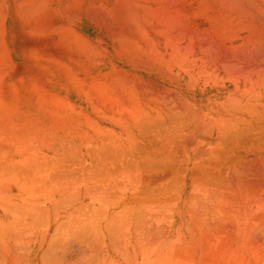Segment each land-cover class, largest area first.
<instances>
[{
    "label": "crops",
    "instance_id": "0c3cea01",
    "mask_svg": "<svg viewBox=\"0 0 264 264\" xmlns=\"http://www.w3.org/2000/svg\"><path fill=\"white\" fill-rule=\"evenodd\" d=\"M33 1L34 0H28V1L27 0H0V77H1L0 78V87H2V88H0V101H3L5 103H7V108L10 109L11 106L12 107L14 106V109L15 110L21 111V113L23 112L22 114L25 113V115H28V114L29 115H32L31 112H35V111L41 109L43 112L46 110L44 112L46 115L63 116V117L73 116L74 117L73 118V124L71 125L72 128H73V140H72L73 143H72V146L75 149H78L79 152L81 151L80 152L81 154L78 152L80 155L78 154L76 156L78 157V159L81 158L82 163L84 162L83 165H82V167H80L81 169H79L77 167L79 165H81L80 164L81 162L78 163L77 162L78 159L75 158L77 160L74 163V165L76 164L74 166V168H77L78 169V172L77 173H79V171H81V172L84 171V168H86V165L90 167V164H94L95 166L94 165L93 166L91 165V168L88 167V169H91V170L93 169L92 172L93 171L95 172V168H92V167H96V162H97L99 164V166L97 164L98 169L99 168L100 169L97 170V172H95V173H92L91 170H90L89 172H87V171L82 172V175L79 174L81 176L80 177L81 180L84 181V182H82L81 180L78 181L76 179V181L79 182V186H76L78 184V182L76 184V181L75 182L73 181L74 178L72 180H66L64 182V186H65V184L66 185L67 184H71L72 185L71 188H67V190H66V188L64 189V190L67 191L66 193H69L70 192L71 194H73L74 192L72 193L71 190L76 191L75 193H78V190L80 189V191H79V194L80 195L78 194V197L79 198L77 197V194L76 195L74 194L79 200H77V198H75V196H74V198L76 200L73 199L74 202H72L71 200H72L73 196L71 194H69L68 196H72V198L68 197L66 195V193L64 195L60 196L61 197L60 200L65 195L70 200H66V199H68L66 197H65L66 198L65 200L63 199L64 200V203L66 201H68V204L65 203L64 205L61 206V208L58 210V213H57L58 214V216H57L58 218L57 219L55 218V220H54V217H53V218L47 219L48 221L47 220H45V222L44 221H41V222H39L40 224H38L37 222L35 223L31 219H30L31 221L28 219L27 222L28 223L29 222L30 223L32 222L31 225L33 227L30 226L28 228V226L30 225V223H29V225H27L28 223L25 222V224L27 223L26 224L27 226H25L26 228H24L22 222H20L21 225L20 224L18 225V223H17L18 221L15 222V220L18 219V215H15V213H11V212H8L7 213L5 210L0 209V232H1L0 233V240L2 239L1 240L2 242L0 241V251H1V253H0V255H1L0 256V264H10V263L11 264H42V263L43 264H48L50 261H51V264L52 263L53 264H55V263L56 264H58V263L59 264H65V263L67 264V261L69 259H71V258L72 259L69 261V264H71V261H72V264H76V263L77 264H82V262H83V264H91V263L95 264V262H97V261H95L96 259L100 261V262L98 261L100 264H107V263H109V264L110 263L111 264H114V263L115 264H145V263L146 264H168L170 262H171V264H176V262H177V264H258L257 263L258 260H264V219H263L264 218V212H263L264 211V209H263L264 208V206H263L264 205V202H263L264 201V196H262V195H264L263 194L264 193V178H263L264 177V170H262V169H264V164L262 163L263 160H264V157H263L264 156V151L263 152L261 151L264 148L263 145H260L261 148L260 147H257L258 148L257 149L255 147H253L254 146L253 143H255V142H253V143L248 142L249 148H248V146H246V144H247L246 143L245 145L242 144V147L243 148H241L240 145H238L240 147H237V148L236 147L235 148H229L230 150H232L230 152H227L226 151L227 146L226 147H223V149H225V152H224V150H223V152L224 153H227V154H225V156H226L225 157L224 156V153H223V155L221 157V154L222 153H219L218 152V156L220 155V157H221L220 160L222 158L224 159V161L222 159V161H223V162L221 161L222 163H218V167L217 166H213V164L214 165H217V163H215L216 161L217 162L220 161L218 156H217L218 158L216 157L217 159L215 158L213 161L211 160V162H209L210 159H209V161H207L208 160L207 157L210 158V156H209V146H207V145H204L206 147H204L203 145H202L203 147L201 146V148H200L201 151H199V152H202L203 151L202 150L203 148L205 150V148L208 147V154L206 153L207 151L206 152L203 151L204 152L203 153L204 155L201 154L200 156H199V154H197L199 152H197V153H195V155H193V152H195V151H197L199 149H197L195 151H190V149H188V148L185 149V154H186V156H185V163L188 164L186 166V172H185V179L187 181L186 186L180 187V188L178 187L176 189H175V187L168 188V186H165V187L163 186L164 189H162L163 187H160L161 190H163V191H161L160 188L158 187L160 193L162 194V192H163V195L162 196L164 198L161 195H158L159 192L157 191L158 188H156V187H153V188L151 187L152 189H149V187L143 188L142 190L139 191V194H140L139 195L138 194V191H134L135 193H133V191L132 190L130 191V189H128V186H127L129 179H140L139 177H141V179H163V177L164 178H166V176L169 177V173H171V171H170L171 168H170L169 165L171 163H173V162H169L168 161V163H167L166 161L170 159V157H169V159L167 157V156H169V154L171 155V158L175 155L173 157V160L170 159L171 161H174V159L176 158V146H171L170 144L167 145V144L163 143V145L167 147V149L165 150L166 147L163 148L164 146L161 144L162 142H160V140H158V139H155V137H154L155 135L154 136H151V133L156 134L154 132H157L156 138L158 137V135L160 133V128H159L160 126L157 125V124H155V121L156 120H154V119L156 118V116H159L162 111L169 110V108H167L168 104L166 105L165 102H168V101L171 100V98H172L171 96L173 94L171 92V90L172 91H176V87H175L176 81H175V77L173 76L172 73H174V70L177 67H183V68H191L192 67L195 71L201 72L200 73V76H198V77H199V79H201L200 82H202V83L203 82H206L210 77H213V78H216V79L220 80V83H226L227 82V84H233L234 85V84H237V83H241L242 81H245V79H247L249 76H240V75H238L239 72L236 71V69H234L232 66H235L237 69H240V68L243 67L244 69L247 68L248 70L252 66H254V68H251V70L252 69L253 70H257L259 68L258 66H263L264 62H261V63H258V64L254 62V60L258 56L257 53H256L258 51L254 52V54H253V52H251L253 54V56L251 57L250 55H247V50L253 44L255 45V48H258V47L260 48V47H262L261 45L264 44L263 43L264 42V36L259 37V35H261V33L264 35V27H263V25H264V21H263L264 19L263 18L264 17L262 18V16L264 15V13H263L264 10L261 9V8H264V0H259L258 1V4H259L260 1L263 2V4H259V5H256V0L255 1L253 0L255 3L253 1H251V0H249V1L248 0H239L240 2L239 1H235V0H233V1H231V0L230 1L229 0L228 1L227 0H225V1L224 0H220V1L219 0H208V2L206 0H193V1L192 0H184V1L183 0H181V1L180 0H178V1L177 0H165V1L164 0L163 1H160V0H152V1L151 0H127V1L126 0H68V1L67 0H64V1L63 0L62 1L61 0H45V2H44V0H39V1L38 0H35L34 2ZM60 1H61V3H59ZM116 1H117V3H116ZM129 1H131V3ZM133 1L136 2L137 4L139 3V5L141 4L140 7L137 4L136 5L133 4L132 3ZM169 1H171V2H169ZM179 1H180V3H179ZM241 1L242 2H245V4L243 3L244 6L247 5L249 7H253L255 5L254 6V9H247L248 10L247 11L248 13L245 12V14H243L242 12H244L246 10V8H248V7L246 6V8H245L244 6H242L243 4H242ZM246 1L252 2V3H250L251 5H248L249 3L246 4ZM101 2H102V5H101ZM229 2L231 4H229ZM236 2H239L240 4L239 3H236ZM113 3H115V4H113ZM121 3H122V5H121ZM124 3H126V6L127 7L128 6H131V7H133V6L135 7L136 6L135 9H137L139 7L138 10L139 9H143L144 6H146L147 10L149 9L148 11H150L148 13L149 15H147V11H145V12H139V14H138V11H136L138 15L136 14L135 15L136 17L133 16V17H135V19L133 17L132 18L134 20H136V19H139V17H142L143 20H142V18H140L142 21L141 20L140 21L136 20L138 22V24L137 25L136 24H133V25L130 24L131 25L130 26L129 23H130V21L132 19L129 20V17L130 16L128 18H127V16L129 15L128 14V10H130L131 8L129 7L128 10L127 9H123V8H127V7L124 6ZM232 3H233V5H232ZM24 4L26 5V7H25ZM38 4H41V5L37 6ZM142 4H145L143 6V8L141 7ZM164 4H165V6H163V7H167L169 10L167 8L164 9L163 7H161V5H164ZM234 4H239L241 6L239 8L241 9L242 7H244L245 10L244 11H239L238 6H236ZM117 6H119V7H117ZM112 7H116V8L113 9ZM134 7L132 8L133 10H135ZM153 7H155V9H153ZM97 8H98V10H97ZM176 8H178L179 10L176 9ZM90 9H92V11H94V12H92ZM104 9H105V11L103 12L102 10H104ZM117 9H119L120 11L119 10L117 11ZM166 9L168 10V12L166 11ZM27 10H29L28 11L29 13L27 12ZM96 10L97 11H100L101 13L100 12L96 13ZM126 10H127V14L128 15L125 14L126 16H122V15H124L122 13L125 12ZM143 10H146V9H143ZM174 10H176V13L177 14H174L175 13ZM232 10H234V11H232ZM251 10H255L254 12L252 11L253 14L250 12ZM258 10H260V11L258 12ZM30 11H32V12H30ZM51 11H53V12H51ZM106 11H107V13H106V15H104ZM121 11H123V12H121ZM131 11H130V13H131ZM154 11H155L156 14H154ZM178 11L180 12V14H181V12L182 13H185V14H183V16L182 15H179V12ZM108 12H109V15H108ZM110 12L113 15L110 14ZM136 12H134V14ZM158 12H159V14H158ZM161 12H162V15L160 16V13ZM169 12H171L172 14L169 13ZM202 12H204V13H202ZM257 12L258 13H261V14H255L254 15V13H257ZM99 13H100V15L101 14L104 15V16L103 15L100 16L101 17L100 18V22L98 20L99 18L97 19V17L99 16ZM118 13H121V14L119 15ZM165 13H166V15H165ZM240 13H241V15H240ZM249 13H251L253 15L252 16L253 18L251 17L253 19L252 22L250 21L251 18H250ZM114 14L115 15L118 14V17L119 18L117 20L119 22H121V25L119 24V22L116 21V17L114 19H115V22H117V23L115 24V22L113 21V18L112 17H114ZM134 14H132V15H134ZM96 15H98V16L95 17ZM172 15H175V16L177 15V19L179 18L177 20L178 22L177 21L175 22V20L174 21H171V20L176 19V18H172L170 20V17L169 16H172ZM210 15H212L213 17H211ZM248 15H249V17H248ZM256 15H258V16L255 17ZM259 15L260 16L262 15L261 16L262 19L260 18V20H262L261 21L262 23L261 22H257V21H259V19H258L260 17ZM137 16H138V18H137ZM28 17L29 18L31 17V18L29 19ZM107 17H108V19H107ZM124 17H126L129 20V22ZM168 17H169V19H168ZM181 17H183L181 19L183 21L180 20ZM103 18L106 19V21L107 20L108 21L106 22V21L103 20L104 21L103 22L102 21ZM122 18L126 21L127 24H124L125 21ZM255 18H256V20H255ZM95 19H97V21L99 23ZM145 19L147 20V22H145ZM109 20H110V23H109ZM121 20H123L124 22H122ZM223 20L224 21L226 20V21L224 22ZM254 20H255V22H254ZM168 21H169V24L171 22L173 23V24L171 23L173 25V27H171L172 26L171 24L170 25L168 24ZM179 21L183 23L181 25V27L179 25L180 24ZM102 22L105 25H107L106 27H107V30L109 32L108 31H105L106 29H105V27H103L104 24H102ZM131 22H133V21H131ZM174 22L176 23L175 24V28H174ZM240 22H242V23H240ZM253 22H254L255 25L253 24ZM106 23H109V25L106 24ZM111 23H113V26H112L113 29H112V31H110V25H111ZM187 23L189 25H187ZM247 23H248L249 26H252V27H249L250 29L252 28L251 31H250V29L249 30L247 29L248 28ZM114 24L116 25V27H115ZM123 24H124V26H123ZM146 24H148V25H146ZM55 25H57V26H55ZM118 25H120L121 27H123L124 30L128 26H129L128 28L131 27L132 30H135V28L137 29L139 27V25H140V27L142 25L144 28L141 27L139 29L140 30L143 29L142 30L143 33H144V29H146V32H147V35L146 36L147 37H145V40L144 39H141V35L143 37L145 34L143 35L141 31H140V33H137V31L136 32L135 31H133V32L132 31L131 32L130 31H127L128 28L123 33V32H121V30L122 31H124V30L121 29V27H119ZM134 25H136V26L133 29ZM117 26L119 27L120 30H117L116 31V29L118 28ZM257 26L259 28H256ZM185 27H186V29H185ZM193 28H195L197 30H195V29L194 30H191ZM176 29L177 30L180 29V30L177 31ZM182 29L185 30V32L183 31L184 32L183 34L181 33L182 32ZM214 29H215L216 32H214ZM239 29L240 30L242 29V30L240 31ZM258 29L259 30L261 29V32L260 33L258 32L259 31ZM190 30L191 31H197V32H194L193 33V32H190ZM199 30H202L203 31V34H204V31L207 30L205 32H208L209 34L206 33V34H204V36L207 35V37H208V35H210V33H211L212 37L210 36V38H207L205 36L207 38V41H205L204 39H206V38L203 36L204 43H202L201 42L202 41V39H201L202 37L201 38L199 37L200 34H201V31L199 32ZM114 32H118V33H114ZM225 32H227V33H225ZM131 33H133V34L131 35ZM124 34H127L128 37H123ZM137 34H138V36H137ZM188 34H190V35L188 36ZM194 34L195 35L197 34L198 37H197V35L195 36ZM203 34H201V35H203ZM246 34H247V36H246ZM176 35H178V36L176 37ZM219 35H221L222 37L219 36ZM257 35H258V37H257ZM120 36H122V38H124V39H121ZM214 36L217 37V38H215ZM131 37H132L133 40H131ZM137 37H139L141 40L138 39ZM213 37H214V39H212ZM252 38H253V40L250 41L249 39H252ZM126 39L127 40L130 39L133 42H131L130 40H128L129 41L128 42V41H126ZM198 39H201V40H198ZM210 39H212L214 42L216 41L217 44H218V46H217L216 43H212V40H210ZM134 40L136 42H134ZM255 40H257V41H255ZM261 40H262V42H261ZM145 41H147V42L145 43ZM222 41H224V42H222ZM242 41H244V42H242ZM253 41H254V43H252ZM125 42H128V43H125ZM174 42H175V44H174ZM221 42L223 43L222 46H221ZM260 42L262 44H259ZM135 43H136V45L137 44L139 45V46L137 45L138 46L137 48L139 49V51L137 49H135V51L133 52L132 50H134V48L132 49V48H129V47H131L132 45L136 47ZM167 43H171V44H167ZM198 43H201L199 45L200 48L197 45ZM206 44H207V46H203V45H206ZM211 44H216L217 47L221 46L220 47V50H219V48H217L214 45L211 46ZM257 44L260 45V46H258ZM208 45H209V49H210L209 51L210 52L208 51V49L205 48V47L208 48ZM223 45L226 48H223ZM237 45H240V46L242 45V48H239L240 46L237 47ZM184 46H187L188 48H186ZM210 46L212 48H215L216 50H219L220 52L221 51L222 52L219 54V51H218V54L216 55V52L217 51L214 50V51H216L215 54L212 53L214 51H213V49H211ZM148 47H150V48H148ZM236 47L239 48V49H237V51H239V52L241 51V49H242V51L244 50V53H242V51H241L242 54L239 53V52H238L239 55L236 54L237 55L236 57H239V56H242V58L244 57L243 59L241 57L239 59L242 60V61H245V62H242L241 63V61H238V62H240V64H243V65H239V64L233 65L232 64V61L231 60L233 58L231 59V55H232L231 53H234V52L236 53ZM245 47H248V49H246ZM251 47H253V46H251ZM251 47H250V49H252ZM221 48L223 50H221ZM259 48H258V50H259ZM262 48H264V45H263ZM262 48H261V50H262ZM171 49H173V50H171ZM141 50H143L144 53ZM228 50H230V51H228ZM255 50H257V49H255ZM136 51H138L137 54H136ZM204 51H205L206 54L204 53ZM224 51H226V52H224ZM227 51H228V53L230 52V54H231L230 56L227 53ZM262 51H264V50H262ZM262 51L260 53H262ZM28 52L31 53V54H29V56L27 54ZM223 52L226 55L223 54L221 56V54ZM248 52L250 53L249 50H248ZM23 53H24L25 56H24V58H21V57H23V55H22ZM138 54H140V55L138 56ZM212 54L213 55H216L219 59L216 57L214 60H212V58H213L212 57L213 56ZM243 54H245L246 57ZM118 55H120V56H118ZM181 55H183V56L185 55V56L183 57ZM254 55H255L256 58L254 57ZM198 56L200 57V59L198 58ZM219 56L223 57L222 60L220 59L221 57H219ZM224 56H226V58ZM227 56H229V57H227ZM247 56L248 57L249 56L251 57V61H249L250 60V57H249V60H248ZM209 57H210L211 60L209 59ZM236 57H235V59L233 61H235L236 59H238ZM263 57H262V59L264 60ZM166 58H167V60H166ZM227 58H228L229 62H231V64L228 63L229 64V67L231 66L232 68L231 67L229 68L228 65L226 66V64H227L226 62L228 61V60H226ZM252 58H254V60ZM216 59H218V61ZM245 59L248 60V62ZM259 59H261V58H259ZM22 60L24 62L25 61L30 62L31 63L30 66H32V67L35 68V72L36 73L32 77L29 78V77H26V76H20V75L18 76L17 68L22 65L21 64V61ZM220 60L222 62H220ZM223 61H225V62H223ZM255 61H257V60H255ZM209 62L210 63L212 62V63L209 64ZM235 62L237 63V60ZM246 62H247V64H249V62L250 63L252 62L251 63L252 65L250 67H249V65L246 66L245 65ZM220 63H222V64H220ZM223 63L225 65H223ZM24 65L28 66L29 64L27 63V64H24ZM76 65H78V66H76ZM53 66H55V67H53ZM223 66H225L226 68L228 67L227 73L224 72L226 70H224L225 67H223ZM255 67L256 68L258 67V68L256 69ZM192 68H191V72H195V71L192 70ZM260 68H263V67H260ZM115 70H116V72H115ZM202 70H203V72H202ZM253 70L249 72V74H252L249 77L250 80H249V78L247 79V80H249L248 81L249 83H254L256 80L261 79V77L259 75H255V73L253 72ZM205 71L208 72V73H210V75L209 74H206ZM197 72H195V73H197ZM116 73H117V76L119 78L116 76ZM203 73H205L206 75L203 74ZM122 74L124 75V77L122 76ZM213 75H215V77ZM195 77H197V76H195ZM229 77H231V78H229ZM237 77H239V78H237ZM63 78H64V80H63ZM122 78L124 79V81L126 79H128V78L129 79L131 78L130 80L132 82L130 81V83H128V81H127V84H126V82L123 81V83H122V80H123ZM120 80H121V82H120ZM148 80H150V81H148ZM236 80H238V81H236ZM68 81H70V82H68ZM232 81H233V83H232ZM154 82H156V84L157 83L159 84V86L157 85V87H156L157 88V91H155L156 88L153 85V84H155ZM145 84L148 85V86L150 85L151 87H148L147 86L148 89L146 90L147 87L145 86ZM140 85L143 86V87L141 88V90H140V87H138L139 88V90H138L137 89V86H140ZM123 86H124V88H122ZM128 86H130L129 89H128ZM70 87L72 88V90H70ZM132 87H133V92L134 93L132 92V89H131ZM158 87H160V90L158 89ZM162 87L165 88L164 89L165 90L164 92H163V88ZM41 89H42V91H41ZM149 89L150 90L154 89L153 90L154 91V96H153V92L152 91L150 92V94H147V93L144 92V90L146 92L147 91L149 92L150 91ZM166 90H169L170 92L169 91H166ZM30 91H31V93H30ZM94 92H96V94ZM142 92L144 93V95H148V96L151 95V96H153L152 99H151V97H149V98L146 99L145 98L146 96L144 97V95L142 94ZM156 92L157 93H160V94L162 93L161 96H159V94H156ZM133 95L134 96H137L136 98L139 101L137 99H134ZM161 97H162L163 100L161 99ZM2 98H4V99H2ZM119 98H120V100H119ZM166 98H168V99L166 100ZM135 100H137L138 102L135 101ZM10 101H14L15 103H13V105H12L10 103ZM132 101H134V102H132ZM156 101H158V102H156ZM143 102H144V104H143ZM160 102L161 103L164 102V103L161 104ZM26 104H28L29 106L26 105ZM38 104H41V106H39ZM47 104H49V105H47ZM134 104H135L136 107L134 106ZM139 104H141V107L139 106ZM163 104H165V106ZM42 106H43V108H42ZM147 106H148V108H147ZM122 108H124V109H122ZM151 109H153V110H151ZM43 112H41V113H43ZM106 114L109 115V116H111V117H113L116 121H118V123H121L122 122L124 124H118L116 121L113 120V118L107 116ZM127 115H129V116H127ZM150 115H152L154 117V119H153V117L151 119V116ZM142 116H143V118H142ZM144 116H148L150 118H148V117L145 118ZM139 118H142L143 119V121H142V119H140L142 122H145L144 119L145 120L146 119H149L148 120V123H147V120L145 122L147 125H150V123L152 124V122H153V124L150 125V126H147L146 124L144 125V123L141 122L142 123L141 125L143 126V128H142L143 130L141 129L142 131H140L138 129L141 126L140 125V122H139V120H135V119H139ZM80 119H82V120H80ZM94 120H96V121H94ZM134 120L137 121V125L136 126H135L136 123H134ZM78 121H81V122L79 123ZM112 121L115 122V123H113ZM126 124H128V126ZM74 125H75V127H73ZM89 125H91V126H89ZM123 125H126L128 128L130 126V129L132 131L126 130L128 128L125 129L126 126L124 127ZM137 126H138V128H137ZM82 127H83V129H82ZM105 127L106 128L108 127V129H106ZM149 127L150 128L152 127V131L150 130V132H149V129H150ZM153 127H154V130L156 129L158 131H156V130L153 131ZM122 129L123 130L125 129V130L122 131ZM137 130H139L140 132L137 131ZM105 131H107V132H105ZM126 131H129V132H126ZM103 132H104V134H103ZM110 132H112L114 134L112 135ZM105 133L107 134V137L106 138H109V137L111 138V136H112L111 139H107L106 140L107 142L106 141H103V139H105V136H106ZM120 133H121V135H120ZM128 134H131L132 136H130ZM80 135H84V136H80ZM85 135L87 137L88 136L90 137L91 135L92 136L90 138H87ZM96 135H97V138H94V137H96ZM145 136H147V137H145ZM149 137L152 138L151 140L154 139L155 141L156 140H158V141L154 142V140H153V142H154V145H153V144H151L152 141H149L150 140ZM100 138H101V140H100ZM148 138H149V140H148ZM113 139H117L115 143L113 142L115 144L116 149H118L117 151H116L115 148H110L111 150L109 149V147H114L113 146L114 144L111 143L112 141H114ZM126 139L129 142V144L127 143ZM128 139H130V140H128ZM135 139L138 140L139 142H142L141 143L142 144V147H140L141 144L139 146V142H137ZM85 140H87V141L89 140V142H87ZM98 140H100L101 143ZM108 140L110 142H108ZM119 140H121V142ZM131 140H135L134 141L135 143H131V142H133ZM75 142L77 144L80 143L79 145L81 146L80 148L82 150L81 149L79 150V147H77L78 145L76 146ZM33 143H35V141H33ZM94 143H96V145L95 146L93 145L94 147L92 146L93 148H91V145L90 144H94ZM109 143L112 144V145H110ZM117 143L120 146V148H118L119 147L118 145L116 146ZM137 143H138V145H136ZM132 144H135V145H132ZM159 144H161V146H157ZM84 145L87 148L88 147H90V148H88V150H85V146ZM100 145H102L101 148H99ZM106 145H108V149L109 150H107V148H106L107 146ZM143 145L145 147L147 145L148 148H146V150H145V148H143ZM122 146H124L126 150H123L122 149L123 148ZM222 146H219L218 147V149L220 151H222V149H221ZM231 146L233 147L234 145H231ZM235 146H237V145H235ZM256 146H258V145L256 144ZM104 147L106 148L105 149L106 151L104 150ZM168 147H169V150H171V151L168 150ZM129 148L130 149L132 148L131 151L129 150ZM239 148H241V151L242 152L239 150ZM259 148L261 150H259ZM89 149H91V150L89 151ZM97 149H98V151H97ZM114 149H115V151H113ZM133 149H135V150H133ZM157 149L160 150V151L156 152ZM120 150L122 151L123 154L124 153L125 154H128L129 153V155H123L122 154L125 157L127 156L128 159H129V156H130L131 152H133L132 153V158L130 157L131 159H129V161L130 160H133V161H130L129 162V161H127L128 159L125 160L127 157L126 158L123 157V158H125V159H123L122 158V155H120L121 152L119 153ZM85 151H86V153H85ZM134 151L135 152H138V153H134ZM90 152H92V156L89 157L88 155H91ZM96 152H98L97 153L98 156L96 155ZM99 152H103V155H99L100 154ZM113 152H116V153L113 154ZM143 153H145V154H143ZM205 153L207 155H205ZM229 153L230 154H234L235 156H237L236 154H238V157L236 158L234 155L229 156ZM93 154H95V156H97V157L94 156L95 158H93ZM105 154H108V155L111 154L112 155L111 159H113V160H111V159L108 160L109 159L108 157L111 156V155L108 156V155H105ZM166 154H168V155H166ZM104 155H105V158H107V159H105V158L102 157ZM134 155H137L138 157L137 156H134ZM144 155L145 156L147 155L148 157L151 156L150 157L151 160H152V158H154L152 160L153 162L147 156L145 157ZM159 155H161V156H159ZM162 155L163 156L165 155L166 156L165 157L166 159L163 158ZM239 155L241 157L243 156V159L240 158ZM246 155L249 156V157H250V155H252V159L251 158H247L246 159V157H244ZM253 155H254V157L256 156L258 158L255 157L256 159H254ZM106 156H108V157H106ZM118 156H120V157H118ZM194 156H196V157H194ZM82 157H84V158H82ZM91 158L96 159V160H93ZM97 158H99V159H97ZM205 158L207 160H205ZM233 158H235V161H234ZM119 159H121L122 161L119 160ZM143 159H145V160H143ZM155 159H157V160H155ZM203 159L206 162H208V163H206V162L203 163L204 162ZM244 159H246V160H244ZM138 160H139V162H141V161L142 162L137 164V161ZM161 160H162V163H161ZM259 160L262 161L261 162L262 164L260 163ZM113 161H114L115 164L113 163ZM124 161H125V163H128V165L127 164H124ZM143 161H144V164H143ZM200 161H202V162H200ZM244 161L246 162V165L244 164ZM193 162H194V165H193L194 167L191 166L193 164ZM197 162L198 163L200 162L199 165H198ZM237 162L239 164L241 163L242 164V167L244 166L242 168V170L243 169L245 170V171L243 170V173L244 174L247 173L246 172V168L248 170L251 168V167L248 168L247 163H249L250 165H252L251 163L253 162V164L255 166L252 165L253 166L252 168H253V170L256 173L253 172V171H251V169H252L251 168L249 170V173L245 174L246 176H244V174L241 173V171H240V169H241L240 166L241 165H239ZM255 162H258V164L255 163ZM104 163L106 164L107 167L106 166H103V165H105ZM210 163L211 164L213 163V164L210 165ZM259 163L262 165L263 168H260L261 166L260 167L258 166ZM116 164L118 166H116ZM122 164H124V165H122ZM132 164H134V167L135 168L132 167ZM159 164H161V165L165 164V165L164 166H161ZM195 164H196V166H195ZM205 164H207V165L209 164L205 168H207L208 170L210 169V172L212 171L211 169H213L215 167L214 170H217L216 171L217 173L214 174L215 171L213 170L214 172H211L213 174H211L210 172H208V174H206L208 176L210 174L211 176L207 177L205 175V177H204V175H203V174H205V171L204 170L207 171V169L202 168L203 167L202 165L206 166ZM219 164H221V165H219ZM109 165H110L111 169H110ZM125 165L126 166H129V167H126ZM153 165H154L155 170L152 167ZM155 165H156V167H155ZM225 165H227V166H225ZM121 166H123V167L121 168ZM158 166H159V170L157 169ZM245 166H247V167H245ZM101 167L103 168L104 171L103 170L102 171L104 173L101 171ZM104 167H106V169ZM125 167L127 168V170L125 169ZM131 167H132V169H131ZM233 167L236 170L237 169H239V170L238 171H236L235 169L234 170H231V169H233ZM161 168H163V171H162ZM194 168H195V171L196 172L193 171ZM200 168H202V169H200ZM112 169H113V172L114 173H117L118 172V174H119L118 177H117L118 174L117 175H115V174L113 175L112 174L113 173V172H111ZM256 169H258V171ZM85 170H87V168ZM108 170L110 171V173H109ZM136 171L137 172L139 171V172L137 173ZM147 171H148V174H147ZM198 171H199V174L202 175V177H201V175H199L197 173ZM218 171L219 172L221 171L220 172L221 174H219ZM233 171H236V173L233 172ZM250 171H251L252 174L250 173ZM106 172L109 173V174L107 173L109 177L107 176V174H105ZM142 172L143 173L145 172V174H142ZM152 172H154V173H152ZM160 172H162V173H160ZM222 172H225L226 175H225V173L222 174ZM237 172L243 174V176L244 177H247V179H251V180H248V181L245 180V182H244V184H245V183H248L250 181L249 182L250 185L248 184V186H247L246 184L244 185L243 183H241V182L244 181V180L240 179L243 176L239 177L241 174L239 176H237V174H238ZM77 173L75 174V178H78L79 179ZM83 173H85L84 176L86 174H88L89 175L88 178H83ZM100 173L103 174V175H101ZM125 173H127V174H125ZM140 173H141V175H140ZM158 173H160V174H158ZM151 174H154V175H152L153 177L151 176ZM217 174H219V176ZM90 175H92V176L94 175V177H92ZM100 175L103 176V179L102 180H101L102 177L100 178ZM149 175H150V177H149ZM161 175H163L162 178L160 177ZM222 175L223 176L224 175L227 176L226 177L227 180L225 179V176L222 177ZM247 175H249V176L251 175L250 178H248ZM90 177H92V178H90ZM97 177H98V179H96ZM210 177L211 178H215V180L214 179H211ZM251 177H253V179ZM104 178L105 179L107 178L106 181L104 180ZM112 178L114 179L113 181H112ZM195 178H197L198 180L195 179ZM202 178H203V180H202ZM216 178H219V179L216 181ZM221 178H224V180L226 181L224 183L226 185H228V187L230 186L229 189H228V187L226 185H224V183H222L223 182L222 181L223 179L221 180ZM237 178H239V180ZM95 179L98 180V181H96ZM127 179H128V181H127ZM192 179L194 181H192ZM257 179H258V182H257L258 185L259 186L261 185V187L258 186L259 188L256 191L258 193V195H257V193H255V191L253 192L252 190L248 193L247 191L250 188H252V186H257L256 185L257 183H254L255 185L253 184V182L255 180L257 181ZM117 180H118L119 183L117 182ZM209 180L211 182H209ZM72 181L76 185L74 183H71ZM110 181L112 182V184L113 183H115V184L117 183L116 184L117 186L113 184L114 185L113 188H118L119 189V191H120L119 194H118L119 196H120V193H124L125 194L123 196H120V197H122L121 199H120V197L118 195H116L118 197L117 198H114L113 200L109 196V194L111 195L112 192L118 191L117 189L115 190V189L111 188V182ZM107 182H108V184H107ZM121 182H122V185L124 186V189H125L123 192L121 191V190H123V186H122V188L121 187H118L119 184L121 185ZM94 183L96 185L98 183H100L98 185H101L102 184L100 187H102L101 188L102 190L105 189L104 190L105 193H101L103 191H100L101 189H100V187L98 185L97 186H94ZM222 184H223L224 187L221 186ZM251 184H252V186H251ZM92 185L94 187L98 188V191H97V189H94L95 192H93V194L96 193V192H98V193L95 194V196L93 195V197H92V193L89 194L90 192L94 191L92 189V188H94ZM200 185H201V190L199 188ZM216 185H218V186L216 187ZM235 185H237V186H235ZM76 188H79V189L76 190ZM256 188L254 187L252 189L253 190L254 189L256 190ZM86 189L89 190L90 192L89 191L87 192ZM170 189H172L171 190L172 192L170 191ZM178 189H179V191H176ZM209 189H210V191H209ZM82 190H83V193H82ZM154 190H156V192ZM164 190H165V193H164ZM173 190L175 191V193H174ZM109 191H111V192L108 193ZM203 191H205V192H203ZM207 191H208V193H207ZM215 191H218V192L215 193ZM223 191H225V192L223 193ZM140 192H142V193H140ZM194 192H196L195 195H194ZM226 192H228L229 195L228 194H225ZM212 193H214V194H212ZM155 194H156V196H155ZM173 194L174 195L176 194V195L174 196ZM237 194L239 195L240 198L238 197ZM240 194H241V196H240ZM87 195L88 196L91 195V197L90 196L88 197ZM129 195H131L130 198H128ZM166 195L168 196L167 199H166ZM198 195H200V196H198ZM136 196H137V198H135ZM146 196H148L149 198L146 197ZM169 196H171L172 199L174 197V200L169 199ZM229 196L232 197V198H230ZM151 197H153V198L156 197V198L153 199ZM158 197H160V198H158ZM118 198L120 200H122V201L119 202L118 200H116ZM141 198H143V199H141ZM205 198L208 199L207 200L208 202L210 201L209 204H208V202H206V200H204ZM251 198H254V199H251ZM259 198L260 199L263 198V200H260ZM128 199H129V201H131L130 199H132L133 202H129ZM210 199H212V200H210ZM247 199H249L251 203ZM14 200H15L14 201V203H15L16 202V199H14ZM100 200H101V202H100ZM114 200H116V201H114ZM171 200H172V202H171ZM189 200H191L190 202L193 203L192 204L193 209L196 207L194 209V211L192 209V206L190 205L191 203L189 202ZM203 200L205 201V203H204ZM69 201L72 202V203L70 202L72 206L69 205L70 204ZM98 201H99V203H98ZM148 201H150V202H148ZM156 201H158L159 204ZM162 201H164L165 203H167V205H165V203L162 202ZM166 201H168V202H166ZM178 201H179V203H178ZM82 202H84L83 203V207L86 208V210L88 208V206L85 205L86 202H88L90 204L89 206H91V203H94L91 206V208L95 206L94 207L95 209H94L93 213L90 212L93 208L92 209L89 208L90 209V211H89L90 213H88V211H87V214H84V213L82 214L80 212L81 211L80 208H82ZM114 202H115V204H113ZM154 202H156V203H154ZM88 203H87V205H88ZM103 203H104V206L106 208L102 206ZM116 203L119 204V205H117ZM131 203H134V205L131 204ZM137 203L139 205L140 204L141 205L139 206ZM203 203H204V205H203ZM110 204H111V206H110ZM196 204H198L199 206L196 205ZM215 204H216V206L219 207V209L222 208V210L220 209L221 210L220 211L218 209V207H217V209H218V212H217L216 209L212 207ZM76 205H77V207H76ZM135 205H137V206H135ZM143 205H144L145 208H149L150 206L152 208V205H153V208L152 209L154 210V208H156V210L158 211V213L160 212L159 213L160 215H157L159 217H155L157 211L154 210V213H155L154 214V217L156 219L154 218L155 220L152 219V221H154L155 223H157L158 225H161V226H158L154 222H147V223H146V221L144 223L141 222V221H140V223L139 222H136V221H139L140 219H142V218H140V213H141V210L142 209L144 210V211L142 210V212L143 213L145 212L143 214V216H145L143 219H145V220H149L150 219L151 220V218L148 219L147 217H150V216L152 217L153 210L150 209V208L147 209V210H150L151 211L149 213L150 214L149 215V214H147L148 211L144 209ZM206 205H207V207H206ZM63 206H66V207L64 208ZM128 206L129 207L132 206L131 209L130 208L127 209ZM141 206L143 208H139ZM161 206H162V208H161ZM165 206L168 207L169 209L166 208ZM74 207H76L77 209L79 207L80 210H75ZM163 207H165L164 208L165 210H163ZM261 207H262V209H261ZM84 208H82V210H85ZM96 208H98L97 211H95ZM99 208L100 209L103 208V210L105 209L106 212H107L106 217L105 216L103 217V218H105L104 220H103L102 217H99V218L97 217V219L95 218L96 216H101V215H96L97 213L99 214V211H98ZM116 209L117 210L118 209H122V211H123L122 213L125 214V216L122 215V213L119 214L121 212L120 210H118L119 213L117 211H116L117 213L114 212ZM135 209H137V211ZM139 209H141V210H139ZM188 210L191 213H189ZM135 211L138 212V213H136ZM174 211H175V213H174ZM213 211H216V212H213ZM130 212H132V215H130ZM162 212H163V214L166 217L163 216V215H161ZM115 213L117 215H115ZM127 213H129V214L127 215ZM216 213H218V214H216ZM258 213H259V216L257 215ZM72 214H73V216H76V218L78 217L79 220L84 219L83 220V223L84 224L81 223L82 221L79 222L78 219H77L78 220L77 221L76 218H73L71 216ZM90 214H91V216L93 214L94 215L92 217L91 216H88ZM102 214H104V211H103ZM109 214H111V215L114 214L119 219H121L119 222L117 221L118 223L116 224L115 223L116 222V219H114L115 222L112 219L114 216L111 217V220L114 222L113 225L116 224L114 227L112 226L111 223H110L111 225H109L111 227L106 226V225L103 224V223H105L104 221H106L105 224H107V225L109 224V222H112L111 220L109 222L107 221L110 218L109 217ZM146 214L149 215V216L146 217ZM204 214H205V216H204ZM221 214H228V215L225 216V215H221ZM235 214H237V215H235ZM4 215H5V217H4ZM68 215H69V217H68ZM141 215H142V213H141ZM210 215H211V217H210ZM220 215L223 216V218ZM160 216H162L163 218L160 217ZM189 216L193 217L194 220L191 217H189ZM230 216L233 217L234 220ZM138 217H139V219H138ZM168 217H170V218H168ZM7 218L10 221H8ZM126 218L128 219L127 222L129 224V228L122 224L123 222H124V224L127 223L125 221V220H127ZM130 218H132V219H130ZM133 218L135 220H133ZM212 218H213V221H212ZM257 218H260V219L257 220ZM261 218H262V220H261ZM71 219H75L77 221L76 223H75V221L74 222L72 221L74 223L72 227L70 226V225H72L71 224L72 223L71 222ZM98 219L99 220L101 219V221H98ZM143 219H142V221H144ZM197 219H200V220L198 221ZM216 219H218V221ZM230 219H232V220H230ZM64 220H66V222H67V220H69L71 223L68 221L67 222L68 225L66 224L67 225L66 226L64 224ZM86 220L88 221L87 225L90 224V226H92L94 228V230H93L94 232L93 233H90L92 236L94 234L97 235V236L99 235L98 234L99 233L98 232V228L99 227H97V224H98V226H101V229L100 230H101L102 233H100V235L103 236V240L102 239L101 240L100 239L99 240H94L95 238H93L89 234L90 237H92V239L94 241H96V242L98 241L97 244L96 243L94 244V242L92 241L91 238H88L87 239V236H86L89 232L92 231V230H89V229L90 228L93 229V228L90 227V226H87V229L85 228V230H84V228H81V226H80V223H81V225L83 224L82 226L84 227V225L86 224V222H85ZM93 220H95V221H93ZM225 220L227 222H225ZM1 221H3V222H1ZM12 221L14 222L13 224L10 223ZM46 221H47V224L48 225L45 224ZM135 222H136V224H135ZM162 222H164V224ZM215 222H216V224L220 222V224H218V225L215 226ZM260 222H261V224H260ZM15 223H17V225L19 226V228L16 226L17 227L16 229H18L20 231L19 233H17L18 230H15V228H14V232H13L12 226L14 227L15 226ZM33 223H34V225H33ZM43 223L45 224V226H44ZM59 223H60V225L58 226ZM228 223H229V225H228ZM11 224H12V226H11ZM77 224L79 226V229L81 228V229H83V231H81V230H79V229L76 228L77 227ZM93 224H96V225L93 226ZM133 225H135V226H133ZM154 225H157V226H154ZM62 226H63V228H62ZM69 226H70V228H68ZM119 226H122L121 227L122 228L121 230L118 229ZM123 226H124V229L128 228L130 230V231L128 230L129 233H130V235H129L130 238L127 235L126 236L128 237V239H131V240H128V239L125 240L127 237L125 238V236L123 237V235L121 237L119 236L120 234H124V233L128 234V232H125V231L122 232V230H124L123 229ZM132 226H133V228H132ZM151 226H152V228H151ZM57 227H59V228H57ZM64 227H66V229ZM88 227H89V229H88ZM105 227L108 229L109 232H107V229H105ZM171 227H172V229H171ZM73 228H75L77 232H79V231L82 232V234L86 238H83V235L82 234H81V236H79L80 234L78 235V233H77V235L79 237L85 239L84 241H88L89 244H91V245L88 244L89 247H86L87 246L86 245L87 243L86 242H83L82 241L83 239L82 240H81V238L80 239H77V236H75L76 235V232L71 231V230H75ZM95 228H97V231L95 230ZM110 228H111V230L114 229V231L115 232H118L119 234L117 233L118 234L117 235L116 233L115 234L113 233L114 235H112L111 233L114 232V231L109 230ZM115 228H116L117 231L115 230ZM140 228H142V229H140ZM159 228H161L162 230L159 229ZM22 229H23V231H22ZM133 229L134 230L137 229V232H136V230L134 231ZM25 230L27 231V234L24 232ZM56 230H61L62 232L64 231V234L65 235L62 234V236H60L59 233H62V232H60V231L59 232H56ZM119 230L122 233L119 232ZM143 230L144 231L147 230V231L144 232ZM258 230H260L262 232V234H260V232H258ZM15 231H17V232H15ZM84 231L85 232H88V233L85 234ZM159 231H160V233H159ZM187 231H188V233H187ZM21 232L25 236V239L26 240H24V237H22L23 235H22ZM54 232H56V233H54ZM133 232H135L134 235H133ZM147 232H148V235L149 236L147 234L145 235V233H147ZM73 233H75V234L73 235ZM106 233L108 234V236L109 235L112 236V240H109V239H111V237H108L109 239L107 238V234ZM200 233H201V235H200ZM256 233H257V235H255ZM36 234L38 236L35 237ZM70 234L72 236H75L74 238H76V240L74 239V241H73L72 240L73 237ZM141 234H143L145 236L143 237V235H141ZM11 235L12 236L15 235V237L14 236L12 237ZM135 235H136V237H135ZM203 235H205V236H203ZM99 236H98V238H99ZM114 236H115V239H117V240H120L123 237L122 238V239H124L123 242L119 241L120 242L119 243L120 245H119L118 242H116L117 240L114 239ZM116 236L119 237V238H116ZM54 237L57 238V239H55ZM61 237H64V238H61ZM213 237H215V238H213ZM10 238L13 239L14 241H12ZM191 238H193L194 240H192ZM70 239H71V241H73V244L75 243L76 246H78V244H79V248L78 247L76 248L75 245L71 247V245H73V244H70V248H68L67 245H69L68 243L71 242V241H69ZM148 239H152V240H150V242H149ZM55 240H56V243H55ZM59 240L60 241L62 240V243ZM65 240H67V241H65ZM79 240H81V242ZM108 240L110 242L111 241L112 242L110 243ZM53 241H54V245L56 246V248L52 244ZM63 241H65L67 244H63ZM90 241H92L94 247L92 246V243H90ZM100 241H103V244L102 243H99ZM155 241L157 243L155 245L152 244L153 242L155 243ZM9 242L11 244H9ZM44 243H46V244H44ZM49 243H50V245H49ZM83 243H84V245H83ZM259 243H260V245H259ZM21 244H24V245H21ZM60 244H62V245H60ZM3 245H6L5 247L8 248V249H6L5 247H3ZM58 245H60V246H58ZM99 245L101 246V248L99 247ZM62 246H64L65 248H68V249H65ZM90 246H91V249L92 250L90 249ZM113 246H114V248H113ZM152 246H153V248H152ZM18 248L22 249L23 251L20 250V249H18ZM72 248H74V249L76 248V252ZM94 248L98 249V251H99L98 253H101V255H100L101 256V260L99 259L100 258L99 254L94 251ZM104 248H105V251L103 250ZM115 248H117V250ZM120 248H123V249L120 250V252L122 253V251L124 250L126 252V253L124 252L126 255L123 254V253L122 254L119 253V249ZM70 249L72 250V252H71ZM78 249H80V250H78ZM85 249H87L88 252H86ZM112 249H114L115 251L112 250ZM155 249H157V250H155ZM163 249H164V251H163ZM68 250H70V251H68ZM133 250H135V251H133ZM136 250L138 251L139 255H138V253H137ZM165 250H167V251L165 252ZM59 251H60V253L62 252V255L64 254L65 256L67 255L66 253H68V256H66V257L64 255L61 256L60 253H59ZM64 251H66V252H64ZM79 251H81V252H79ZM91 251H92V253H94V255H95V253H97L96 256L93 257L95 259L92 258V253L90 254ZM161 251L164 252L165 257H164V255H162L163 253ZM236 251H237V254H236ZM6 252H7V254H6ZM82 252H83L84 255L82 254ZM71 253L74 254V255H71ZM75 253L76 254H80L81 256L80 255L79 256L78 255L76 256ZM133 253H134V255H133ZM3 254H4V256H3ZM150 254H151V256H150ZM102 255H104V256L106 255V257H104ZM123 255H125V257H123ZM140 255H141V257H140ZM21 256H23V257H21ZM203 256H205V257H203ZM69 257H71V258H69ZM83 257H84V259L87 258L88 261H86V259L83 260ZM88 257H89V259H88ZM90 257H91L92 260L90 259ZM134 257H136V258H134ZM9 258H11V259H9ZM251 258H252V260H251ZM80 259L83 260V261H79ZM118 259H119V262H118ZM93 260H94V262H93ZM154 260H156V262Z\"/></svg>",
    "mask_w": 264,
    "mask_h": 264
},
{
    "label": "bare ground",
    "instance_id": "6f19581e",
    "mask_svg": "<svg viewBox=\"0 0 264 264\" xmlns=\"http://www.w3.org/2000/svg\"><path fill=\"white\" fill-rule=\"evenodd\" d=\"M28 1V0H27ZM35 1V0H34ZM33 1V2H34ZM39 1V0H38ZM62 1V0H61ZM61 1L59 2V3H61ZM64 1V0H63ZM68 1V0H67ZM127 1V0H126ZM152 1V0H151ZM160 1H163V0H160ZM165 1V0H164ZM178 1V0H177ZM181 1V0H180ZM180 1H179V3H180ZM184 1V0H183ZM193 1V0H192ZM207 2H208V0H206ZM220 1V0H219ZM225 1V0H224ZM228 1V0H227ZM230 1V0H229ZM231 1H233V0H231ZM235 1H239V0H235ZM249 1V0H248ZM248 1H246V4H248V5H251L250 3H252V2H248ZM251 1H253V0H251ZM255 1V0H254ZM253 1V2H254ZM258 1L259 0H256V5H259V4H263V2L262 1H260L259 2V4H258ZM43 2V1H42ZM44 2H45V0H44ZM107 2V1H106ZM130 3H131V1H129ZM128 2V3H129ZM155 2V1H154ZM169 2H171V1H169ZM240 2V1H239ZM239 2H236V3H239ZM242 2V1H241ZM29 3V2H28ZM111 3V2H110ZM116 3H117V1H116ZM133 4H137L136 2H132ZM217 3V2H216ZM228 3V2H227ZM245 4V2H242V4ZM255 3V2H254ZM113 4H115V3H113ZM119 4V3H118ZM132 4V5H133ZM229 4H231L230 2H229ZM240 4V3H239ZM239 4H234V5H236V6H238V8L239 7H241ZM241 4V5H242ZM244 4L242 5V6H244ZM25 5V4H24ZM34 5V4H33ZM39 5H41V4H38L37 6H39ZM97 5V4H96ZM100 5V4H99ZM101 5H102V2H101ZM121 5H122V3H121ZM137 5H139V3L137 4ZM141 5V4H140ZM140 5H139V7H140ZM145 4H142V8H143V6H144ZM171 5V4H170ZM169 5V6H170ZM190 5V4H189ZM202 5V4H201ZM210 5V4H209ZM232 5H233V3H232ZM115 6V5H114ZM124 6L125 7H127L126 6V3H124ZM123 6V7H124ZM163 6H165V4L164 5H161V7H163ZM182 6V5H181ZM208 6V5H207ZM247 6V5H246ZM246 6H244L245 8H246ZM255 6V5H254ZM254 6L253 7H249V6H247L248 8H246V10H245V8L244 7H242L241 9L239 8V11H244V12H242L243 14H245V12H247L248 10L247 9H254ZM261 6V5H260ZM24 7V6H23ZM25 7H26V5H25ZM30 7V6H29ZM33 7V6H32ZM107 7V6H106ZM111 7V6H110ZM117 7H119V6H117ZM131 8L130 10H128V8ZM134 7V6H133ZM133 7H131V6H128L127 8H123V9H127L128 10V14H127V10L125 11V12H123V11H121V12H123L122 14H124V15H122V16H126V15H128L127 16V18L129 17V20L130 19H132L131 21H133V22H131L130 21V23H129V25L130 24H138V22L136 21V20H138V21H140L141 19L140 18H142V17H139V19H136V20H134L135 19V15L137 14V12L136 11H138V14H139V12H145V11H147V15H149L148 13L150 12V11H148L147 10V8H146V6H144V8L143 9H146V10H143V9H139L138 10V8L137 9H135V7H134V9L135 10H133L132 8ZM172 7V6H171ZM185 7V6H184ZM196 7V6H195ZM100 8V7H99ZM113 9L114 8H116V7H112ZM121 8V7H120ZM119 8V9H120ZM159 8V7H158ZM164 9L165 8H167V7H163ZM182 8V7H181ZM244 8V9H243ZM26 9V8H25ZM95 9V8H94ZM103 9V8H102ZM111 9V8H110ZM119 9H117V11L119 10ZM153 9H155V7H153ZM152 9V10H153ZM168 9V8H167ZM166 9V11L168 12V10ZM173 9V8H172ZM175 9V8H174ZM176 9H178V8H176ZM225 9V8H224ZM259 9V8H258ZM261 9H263L264 10V8H261ZM31 10V9H30ZM46 10V9H45ZM64 10V9H63ZM91 11H92V9H90ZM97 10H98V8H97ZM96 10V13H98V12H100V11H97ZM100 10V9H99ZM112 10V9H111ZM133 12H132V11ZM143 10V11H142ZM157 10V9H156ZM155 10V11H156ZM179 10V9H178ZM216 10V9H215ZM262 10V11H263ZM29 10H27V12H28ZM40 11V10H39ZM61 11V10H60ZM69 11V10H68ZM89 11V10H88ZM103 12L105 11V9L104 10H102ZM109 11V10H108ZM120 11V10H119ZM130 11H131V13H130ZM155 11H154V14H156L155 13ZM175 11V13L174 14H177L176 13V10H174ZM232 11H234V10H232ZM255 11V10H251L250 12L253 14V12ZM260 10H258V12H259ZM261 11V12H262ZM16 12V11H15ZM26 12V13H27ZM30 12H32V11H30ZM38 12V11H37ZM36 12V13H37ZM51 12H53V11H51ZM71 12V11H70ZM92 12H94V11H92ZM112 12V11H111ZM110 12V14H112ZM114 12V11H113ZM134 12H136L135 14H134ZM179 12V11H178ZM254 13V15L255 14H261V13ZM29 13V12H28ZM44 13V12H43ZM101 13V12H100ZM100 13H99V16L98 15H96L95 17H97V19L99 20V22H100V16L101 15H103V14H101L100 15ZM106 13H107V11L105 12V14L104 15H106ZM169 13H171V12H169ZM200 13V12H199ZM202 13H204V12H202ZM239 13V12H238ZM248 13V12H247ZM251 13H249V15H250V18L253 16ZM264 13V12H263ZM119 15L121 14V13H118ZM118 14L117 15H115L114 14V17H112L113 18V21L115 22V17H116V21L117 22H119L117 19L119 18L118 17ZM126 14V15H125ZM132 14H134V15H132ZM137 14V15H138ZM158 14H159V12H158ZM164 14V13H163ZM172 14V13H171ZM183 14H185V13H182L181 12V14H180V12H179V15H182L183 16ZM207 14V13H206ZM227 14V13H226ZM232 14V13H231ZM37 15V14H36ZM103 15V16H104ZM108 15H109V12H108ZM113 15V14H112ZM142 15V14H141ZM162 15V12L160 13V16ZM165 15H166V13H165ZM205 15V14H204ZM240 15H241V13H240ZM249 15H248V17H249ZM25 16V15H24ZM93 16V15H92ZM102 16V17H103ZM121 16V17H122ZM133 16H135V17H133ZM173 16V17H172ZM172 16H169L170 17V20L172 19V18H176V19H173V20H171V21H174L175 20V22L179 19H177V15L175 16V15H172ZM185 16V15H184ZM187 16V15H186ZM211 17H213L212 15H210ZM209 16V17H210ZM245 16V15H244ZM258 15H256L255 17H257ZM260 16V15H259ZM262 16V15H261ZM261 16L258 18L259 19V21H257V22H261L262 20H260V18H261ZM73 17V16H72ZM111 17V16H110ZM109 17V18H110ZM134 19H133V18ZM145 17V16H144ZM169 17H168V19H169ZM208 17V16H207ZM229 17V16H228ZM235 17V16H234ZM237 17V16H236ZM241 17V16H240ZM264 17V15L262 16V18ZM29 18V17H28ZM31 18V17H30ZM29 18V19H30ZM124 18H126V17H124ZM126 18V20L129 22V20ZM137 18H138V16H137ZM151 18V17H150ZM183 17H181L180 18V20L182 19ZM232 18V17H231ZM253 18V17H252ZM251 18V22L253 21V19ZM261 18V19H262ZM26 19V18H25ZM97 19H95L96 21H97ZM107 19H108V17H107ZM123 19V18H122ZM156 19V18H155ZM209 19V18H208ZM217 19V18H216ZM257 19V20H258ZM264 19V18H263ZM106 21V19H102V21ZM124 20V19H123ZM123 20H121L122 22H124ZM142 20H143V18H142ZM141 20V21H142ZM157 20V19H156ZM169 20V21H170ZM232 20V19H231ZM239 20V19H238ZM248 20V19H247ZM255 20H256V18H255ZM255 20H254V22H255ZM103 21V22H104ZM108 21V20H107ZM106 21V22H107ZM112 21V22H113ZM135 21V22H134ZM169 21H168V24H169ZM181 21H183V20H181ZM190 21V20H189ZM199 21V20H198ZM217 21V20H216ZM221 21V20H220ZM224 21V20H223ZM226 21V20H225ZM224 21V22H225ZM264 21V20H263ZM98 22V21H97ZM98 22V23H99ZM102 22V24H104ZM117 22H115V24L117 23ZM144 22V21H143ZM145 22H147V20L145 19ZM174 22V28H175V23ZM178 22V21H177ZM249 22V21H248ZM254 22H253V24H254ZM109 23H110V20H109ZM109 23H106V24H108L109 25ZM150 23V22H149ZM172 23V22H171ZM170 23V24H171ZM179 25H180V27H181V25L183 24L182 22H180L179 21ZM186 23V22H185ZM184 23V24H185ZM215 23V22H214ZM223 23V22H222ZM240 23H242V22H240ZM262 23V22H261ZM114 24V25H115ZM119 24L121 25V22H119ZM124 24H127L126 23V21L124 22ZM124 24H123V26H124ZM142 24V23H141ZM151 24V23H150ZM169 24V25H170ZM173 24V23H172ZM171 24V25H172ZM178 24V23H177ZM252 24V25H253ZM258 24V23H257ZM120 25H118L119 27H121ZM136 25H134V27H133V29L135 28V26ZM144 25V24H143ZM146 25H148V24H146ZM187 25H189L188 23H187ZM224 25V24H223ZM247 25H248V23H247ZM255 25V24H254ZM55 26H57V25H55ZM107 25H105L104 24V26L103 27H105V31H108L107 30V27H106ZM113 23H111V25H110V31H112V29H113ZM117 26V27H118ZM131 26V25H130ZM191 26V25H190ZM244 26V25H243ZM262 26V25H261ZM60 27V26H59ZM62 27V26H61ZM115 27H116V25H115ZM114 27V28H115ZM119 27L116 29V31L117 30H120L119 29ZM127 27V26H126ZM125 27V28H126ZM129 27V26H128ZM127 27V28H128ZM141 27H143L142 25H141ZM140 27V25H139V27L136 29L135 28V30H132L131 29V27L130 28H128V30L127 31H137V33H140V31L142 32V30L143 29H139V28H141ZM171 27H173V25L171 26ZM249 27H252V26H249L248 25V30L250 29ZM263 27H264V25H263ZM101 28V27H100ZM126 28V29H127ZM144 28V27H143ZM236 28V27H235ZM256 28H259L258 26L256 27ZM121 29H123V27H121ZM126 29L124 30V31H122L121 30V32H125L126 31ZM173 29V28H172ZM185 29H186V27H185ZM188 29V28H187ZM195 28H193V29H191V30H194ZM246 29V28H245ZM254 29V28H253ZM99 30V29H98ZM115 30V29H114ZM113 30V31H114ZM177 30V29H176ZM178 30H180V29H178ZM177 30V31H178ZM189 30V29H188ZM190 30V32H197V31H191ZM195 30H197V29H195ZM203 30V29H202ZM202 30H199V32L201 31V34H203V31ZM240 30V29H239ZM242 30V29H241ZM240 30V31H241ZM252 30V28L250 29V31ZM259 30V29H258ZM263 30V29H262ZM139 31V32H138ZM185 32V30H183L182 29V34ZM187 31V30H186ZM205 31H207V30H205ZM204 31V34H209L208 32H205ZM239 31V32H240ZM109 32V31H108ZM134 32V33H135ZM198 32V33H199ZM214 32H216L215 31V29H214ZM259 33L261 32V29L258 31ZM257 32V33H258ZM263 32V31H262ZM40 33V32H39ZM112 33V32H111ZM114 33H118V32H114ZM127 33V32H126ZM172 33V32H171ZM179 33V32H178ZM197 33V34H198ZM225 33H227V32H225ZM248 33V32H247ZM253 33V32H252ZM255 33V32H254ZM256 33V34H257ZM113 34V33H112ZM121 34V33H120ZM133 33H131V35H132ZM142 34L144 35L143 37H142V35H141V39H144L145 40V37H147L146 35H147V32H146V29H144V33L142 32ZM180 34V33H179ZM196 34V35H197ZM200 34V38L202 39V43H204V41H203V36H204V34L203 35H201ZM218 34V33H217ZM244 34V33H243ZM250 34V33H249ZM248 34V35H249ZM139 35V36H140ZM160 35V34H159ZM164 35V34H163ZM190 34H188V36H189ZM192 35V34H191ZM195 35V34H194ZM195 35V36H196ZM199 35V34H198ZM198 35H197V37H198ZM259 35V34H258ZM258 35H257V37H258ZM112 36V35H111ZM117 36V35H116ZM137 36H138V34H137ZM178 35H176V37H177ZM183 36V35H182ZM186 36V35H185ZM206 37H207V35H205ZM204 36V37H205ZM210 36L212 37V35H211V33H210V35H208V37L207 38H210ZM216 36V35H215ZM214 36V37H215ZM219 36H221V35H219ZM236 36V35H235ZM243 36V35H242ZM246 36H247V34H246ZM250 36V35H249ZM262 36H264L262 33H261V35H259V37H262ZM123 37H128V35L127 34H124L123 35ZM130 37V36H129ZM159 37V36H158ZM205 37V38H206ZM214 37L212 38V39H214ZM222 37V36H221ZM240 37V36H239ZM254 37V36H253ZM120 38L121 39H124V38H122V36H120ZM119 38V39H120ZM134 38V37H133ZM138 39H140L139 37H137ZM175 38V37H174ZM186 38V37H185ZM207 38L206 39H204L205 41H207ZM215 38H217V37H215ZM248 38V37H247ZM135 39V38H134ZM140 39V40H141ZM201 39H198V40H201ZM212 39H210V40H212ZM220 39V38H219ZM128 40H130V39H128ZM127 39H126V41H128ZM131 40H133L132 39V37H131ZM130 40V41H131ZM137 40V39H136ZM143 40V41H144ZM209 40V39H208ZM216 40V39H215ZM226 40V39H225ZM250 41L251 40H253V38L252 39H249ZM263 40V39H262ZM262 40H261V42H262ZM122 41V40H121ZM148 41V40H147ZM147 41H145V43L147 42ZM170 41V40H169ZM230 41V40H229ZM255 41H257V40H255ZM129 42V41H128ZM128 42H125V43H128ZM131 42H133V41H131ZM134 42H136L135 40H134ZM150 42V41H149ZM185 42V41H184ZM200 42V41H199ZM222 42H224V41H222ZM221 42V46H222V43ZM242 42H244V41H242ZM259 43V44H262V43ZM121 43V42H120ZM177 43V42H176ZM212 43H216L217 44V42L215 41H213L212 40ZM252 43H254V41L252 42ZM264 43V42H263ZM132 44V43H131ZM150 44V43H149ZM167 44H171V43H167ZM174 44H175V42H174ZM179 44V43H178ZM201 43H198L197 45H198V47H199V45H200ZM216 44H211V46L212 45H214V46H216ZM135 45H136V43H135ZM138 45V44H137ZM136 45V47L135 46H131V47H129V48H134V50H132L133 52L135 51V49H137L138 51H139V49L137 48L138 46ZM210 45V44H209ZM209 45H208V48L207 47H205L206 49H208V51L210 50L209 49ZM220 45V44H219ZM228 45V44H227ZM235 45V44H234ZM250 45V44H249ZM258 45V44H257ZM263 45L264 44H262L261 46L263 47ZM141 46V45H140ZM168 46V45H167ZM195 46V45H194ZM203 46H207V44L206 45H203ZM202 46V47H203ZM210 46V47H211ZM217 46H218V44H217ZM216 46V47H217ZM221 46H219V47H217V48H219V50H220V47ZM226 46V45H225ZM238 46H240V45H237V47ZM247 46V45H246ZM251 46H253V47H251ZM250 47L252 48V49H250V47H249V49H248V47H245L246 49H248L249 51H250V53L248 52V50H247V55H250L251 57L253 56V54H254V52H256V51H258V52H256L257 53V58L255 57V55H254V57L256 58L255 60H257V61H255L254 60V58H252L253 60H254V62L255 63H261V62H264V60L262 59V57L264 56V51H262V50H264V48H262V47H258L259 48V50H258V48H255V45L253 44V45H251ZM258 46H260V45H258ZM142 47V46H141ZM164 47V46H163ZM174 47V46H173ZM184 47H186V48H188L187 46H184ZM196 47V46H195ZM236 47V53L234 52V53H231L230 54V52L228 53V51H230V50H228L227 51V53L229 54V56L231 55V61H232V64L233 65H235V64H239V65H243V64H240V62H238V61H241V63L242 62H245V61H242V60H240L239 58L241 57L242 58V56H239V57H236L237 55H239V53H241V51H242V49H241V51L239 52V51H237V49H239V48H242V45L239 47V48H237ZM244 47V46H243ZM108 48V47H107ZM140 48V47H139ZM143 48V47H142ZM141 48V49H142ZM148 48H150V47H148ZM152 48V47H151ZM200 48V47H199ZM223 48H226V47H224V45H223ZM261 48H262V50H261ZM165 49V48H164ZM184 49V48H183ZM211 49H213V51L214 50H216L215 48H212L211 47ZM255 49H257V50H254ZM144 50V49H143ZM143 50H141V51H143ZM171 50H173V49H171ZM205 50V49H204ZM219 50H216V51H214V52H212V53H214L215 54V52H216V55L218 54V51ZM221 50H223L222 48H221ZM233 50V49H232ZM138 51H136V54H137V52ZM145 51V50H144ZM144 51H143V53H144ZM161 51V50H160ZM170 51V50H169ZM200 51V50H199ZM262 51V53H260ZM130 52V51H129ZM167 52V51H166ZM202 52V51H201ZM210 52V51H209ZM222 52V51H221ZM220 51H219V54L221 53ZM224 52H226V51H224ZM222 53L221 54V56L224 54V55H226L225 53ZM239 52V53H238ZM251 52H253V54L251 53ZM131 53V52H130ZM140 53V52H139ZM142 53V54H143ZM204 53H205V51H204ZM242 53H244V50L242 51ZM241 53V54H242ZM249 53V54H248ZM158 54V53H157ZM183 54V53H182ZM188 54V53H187ZM193 54V53H192ZM200 54V53H199ZM206 54V53H205ZM209 54V53H208ZM227 54V55H228ZM237 54V55H236ZM252 54V55H251ZM140 54H138V56H139ZM148 55V54H147ZM178 55V54H177ZM211 55V54H210ZM213 55V54H212ZM216 55H213L211 58H212V60H214L217 56ZM234 55V56H233ZM244 56H245V54H243ZM100 56V55H99ZM118 56H120V55H118ZM136 56V55H135ZM175 56V55H174ZM181 56H183V55H181ZM185 56V55H184ZM183 56V57H184ZM221 56H219V57H221ZM229 56H227V57H229ZM249 56V57H250ZM114 57V56H113ZM158 57V56H157ZM179 57V56H178ZM187 57V56H186ZM210 57H209V59H210ZM225 58H226V56H224ZM235 57L236 58H238V59H236L237 60V63L235 62V61H233L234 59H235ZM246 57V56H245ZM249 57L247 56V58H248V60H249ZM251 57H250V60L249 61H251ZM169 58V57H168ZM193 58V57H192ZM198 58L200 59V57L198 56ZM218 58V57H217ZM222 58L223 57H221L220 59L222 60ZM224 58V59H225ZM244 58V57H243ZM242 58V59H243ZM246 58V59H247ZM259 58H261V59H259ZM264 58V57H263ZM208 59V58H207ZM219 59V58H218ZM218 59H216L217 61H218ZM223 59V60H224ZM245 59V60H246ZM120 60V59H119ZM132 60V59H131ZM150 60V59H149ZM166 60H167V58H166ZM170 60V59H169ZM177 60V59H176ZM211 60V59H210ZM220 60V62H222ZM226 60H228V58L226 59ZM248 60H246L247 62H248ZM129 61V60H128ZM190 61V60H189ZM199 61V60H198ZM209 61V60H208ZM161 62V61H160ZM201 62V61H200ZM215 62V61H214ZM223 62H225V61H223ZM247 62L245 63V65L246 66H248L249 65V67L252 65L250 62H249V64H247ZM72 63V62H71ZM93 63V62H92ZM165 63V62H164ZM174 63V62H173ZM205 63V62H204ZM212 63V62H211ZM210 62H209V64H211ZM227 64H226V66L228 65V67H229V64H231V62H229V60L226 62ZM229 63V64H228ZM169 64V63H168ZM181 64V63H180ZM192 64V63H191ZM194 64V63H193ZM216 64V63H215ZM220 64H222V63H220ZM223 65H225L224 63H223ZM76 66H78V65H76ZM157 66V65H156ZM209 66V65H208ZM212 66V65H211ZM214 66V65H213ZM53 67H55V66H53ZM166 67V66H165ZM207 67V66H206ZM210 67V66H209ZM223 67H225V66H223ZM228 67L226 68H224V70H226V71H224L225 73H227V71H228ZM231 67V66H230ZM229 67V68H230ZM234 69H236V71H238L239 72V74L238 75H240V76H251L252 74H249V72L250 71H252L251 70V68H254V66H252V67H250L249 68V70L247 69H244L243 67L242 68H240V69H237L235 66H232ZM231 67V68H232ZM259 67V68H258ZM256 69L257 70H253V72L255 73V75H259L260 77H261V79H259V80H256L254 83H249L248 81L250 80V78H249V80H247V79H245V81H242L241 83H237V84H227V82L226 83H220V80H218V79H216V78H213V77H210L206 82H200V80L201 79H199V77L198 76H200V73L201 72H197V71H195L192 67V70L193 71H195V72H197V73H195V72H191V68H183V67H177L175 70H174V73H172L173 74V76L175 77V81H176V83H175V87H176V91H172L171 90V92L173 93L172 94V98H171V100L170 101H168V102H165V104L167 105L168 104V106H167V108H169V110H167V111H162L161 113H160V115L159 116H156V118L154 119V117L152 116V115H150L151 116V119H152V117H153V119L154 120H156L155 121V124H157V125H159L160 127V133H159V135H158V137L156 138V134H157V132H154V133H156V134H153V133H151V136H154L155 137V139H158V140H160V142H162L161 144L163 145V143H165V144H170L171 146H176V158L174 159V161H171V160H173V157L175 156H173L172 158H171V155L169 154V156H167L168 157V159H169V157H170V159L169 160H165L167 163H168V161L169 162H173V163H171L169 166H170V168H171V173H169V177H167L166 176V178H164L163 177V179H141V177H139L140 179H129V181H128V179H127V181H128V189H130V191L132 190L133 191V193H135L134 191H138V194H139V191L140 190H142L143 188H146V187H149V189H152L153 187H156V188H160V187H165V186H168V188H173V187H175V189L176 188H180V187H184V186H186V183H187V181H186V179H185V172H186V166L188 165L187 163H185V156H186V154H185V149H190V151H195V150H197V149H199V150H197V151H195V152H193V155H195V153H197V152H199V151H201L200 150V148H201V146L203 145H207V146H209V156H210V158H208L207 157V159L205 158V160H207V161H209V159H210V161L209 162H211V160L213 161L217 156H218V152L219 153H222L221 154V157H222V155H223V153L225 152V149H223V147H226L227 146V149H226V151L227 152H230V151H232V150H230L229 148H237V147H240L241 146V148H243L242 147V144H246V146H248L249 144H248V142H251V143H253V142H255V143H253V147H255V148H257V147H260V145H263V147H264V64H263V66H258ZM260 67H263V68H260ZM63 68V67H62ZM61 68V69H62ZM83 68V67H82ZM199 68V67H198ZM89 69V68H88ZM113 69V68H112ZM122 69V68H121ZM205 69V68H204ZM213 69V68H212ZM233 69V70H234ZM117 70V69H116ZM116 70H115V72H116ZM172 70V69H171ZM221 70V69H220ZM231 70V69H230ZM89 71V70H88ZM161 71V70H160ZM235 71V70H234ZM233 71V72H234ZM64 72V71H63ZM202 72H203V70H202ZM60 73V72H59ZM123 73V72H122ZM205 73L206 74H209L210 75V73H208V72H206L205 71ZM205 73H203V74H205ZM232 73V72H231ZM252 73V72H251ZM7 74V73H6ZM75 74V73H74ZM99 74V73H98ZM121 74V73H120ZM146 74V73H145ZM205 74V75H206ZM249 74V75H248ZM151 75V74H150ZM149 75V76H150ZM219 75V74H218ZM223 75V74H222ZM237 75V76H238ZM7 76V75H6ZM108 76V75H107ZM116 76H117V73H116ZM122 76L124 77V75L122 74ZM127 76V75H126ZM195 76H197V77H195ZM214 77H215V75H213ZM228 76V75H227ZM70 77V76H69ZM68 77V78H69ZM73 77V76H72ZM82 77V76H81ZM92 77V76H91ZM118 77V76H117ZM223 77V76H222ZM263 77V78H262ZM1 78V77H0ZM37 78V77H36ZM97 78V77H96ZM119 78V77H118ZM117 78V79H118ZM203 78V77H202ZM220 78V77H219ZM229 78H231V77H229ZM237 78H239V77H237ZM243 78V77H242ZM246 78V77H245ZM5 79V78H4ZM92 79V78H91ZM95 79V78H94ZM98 79V78H97ZM107 79V78H106ZM123 79V78H122ZM126 79V78H125ZM131 79V78H130ZM129 78L128 79H126L125 81H124V79L122 80V83H123V81L124 82H126V84H127V81H128V83H130V80ZM63 80H64V78H63ZM231 80V79H230ZM71 81V80H70ZM70 81H68V82H70ZM148 81H150V80H148ZM236 81H238V80H236ZM6 82V81H5ZM40 82V81H39ZM66 82V81H65ZM120 82H121V80H120ZM132 82V81H131ZM138 82V81H137ZM140 82V81H139ZM54 83V82H53ZM67 83V82H66ZM90 83V82H89ZM118 83V82H117ZM116 83V84H117ZM155 84H153L154 86H155V88L157 87V85L159 86V84L157 83L156 84V82H154ZM230 83V82H229ZM232 83H233V81H232ZM70 84V83H69ZM108 84V83H107ZM125 84V83H124ZM125 84V85H126ZM136 84V83H135ZM123 85V84H122ZM60 86V85H59ZM111 86V85H110ZM131 86V85H130ZM130 86H128V89H129V87ZM145 86L147 87L148 85H146L145 84ZM163 86V85H162ZM52 87V86H51ZM56 87V86H55ZM138 87H140V90H141V88L143 87V86H137V89L139 90V88ZM145 87V88H146ZM148 87H151L150 85L148 86ZM148 87L146 88V90L148 89ZM165 87V86H164ZM164 87H162L163 88V92L165 91L164 89ZM0 88H2V87H0ZM81 88V87H80ZM89 88V87H88ZM92 88V87H91ZM122 88H124V86L122 87ZM144 88V89H145ZM167 88V87H166ZM233 88V89H232ZM65 89V88H64ZM87 89V88H86ZM110 89V88H109ZM132 89V92H133V87L131 88ZM158 89L160 90V87H158ZM171 89V88H170ZM47 90V89H46ZM54 90V89H53ZM70 90H72V88L70 87ZM84 90V89H83ZM101 90V89H100ZM125 90V89H124ZM150 90V89H149ZM154 89H152V90H150L149 92L147 91H145L144 90V92L145 93H147V94H150V92L152 91L153 92V96H154V91H153ZM41 91H42V89H41ZM57 91V90H56ZM88 91V90H87ZM94 91V90H93ZM155 91H157V88L155 89ZM166 91H169V90H166ZM48 92V91H47ZM170 92V91H169ZM168 92V93H169ZM30 93H31V91H30ZM56 93V92H55ZM95 94H96V92H94ZM129 93V92H128ZM134 93V92H133ZM166 93V92H165ZM167 93V94H168ZM182 93V94H181ZM42 94V93H41ZM47 94V93H46ZM86 94V93H85ZM94 94V95H95ZM104 94V93H103ZM142 94L144 95V93L142 92ZM156 94H159V96H161V94L160 93H157L156 92ZM164 94V93H163ZM170 94V93H169ZM110 95V94H109ZM135 95V94H134ZM133 95V97H134V99H137L136 97L137 96H134ZM137 95V94H136ZM142 95V96H143ZM87 96V95H86ZM112 96V95H111ZM146 96V97H145ZM153 96H148V95H144V97L147 99V98H149V97H151V99H152V97ZM104 97V96H103ZM118 97V96H117ZM163 97V96H162ZM162 97H161V99H162ZM170 97V96H169ZM168 97V98H169ZM97 98V97H96ZM128 98V97H127ZM168 98H166V100L168 99ZM2 99H4V98H2ZM38 99V98H37ZM88 99V98H87ZM131 99V98H130ZM154 99V98H153ZM165 99V98H164ZM66 100V99H65ZM119 100H120V98H119ZM138 100V99H137ZM137 100H135V101H137ZM163 100V99H162ZM42 101V100H41ZM46 101V100H45ZM93 101V100H92ZM139 101V100H138ZM137 101V102H138ZM153 101V100H152ZM49 102V101H48ZM101 102V101H100ZM132 102H134V101H132ZM151 102V101H150ZM156 102H158V101H156ZM164 102H162V103H164ZM10 103L13 105V103H15L14 101H10ZM123 103V102H122ZM140 103V102H139ZM161 103V102H160ZM161 103V104H162ZM74 104V103H73ZM109 104V103H108ZM138 104V103H137ZM143 104H144V102H143ZM165 104H163L164 106H165ZM26 105H28V104H26ZM39 106H41V104H38ZM47 105H49V104H47ZM46 105V106H47ZM149 105V104H148ZM29 106V105H28ZM38 106V107H39ZM75 106V105H74ZM110 106V105H109ZM123 106V105H122ZM127 106V105H126ZM132 106V105H131ZM134 106H135V104H134ZM133 106V107H134ZM139 106L141 107V104H139ZM138 106V107H139ZM159 106V105H158ZM23 107V106H22ZM52 107V106H51ZM136 107V106H135ZM7 103H5V102H3V101H0V209H3V210H5L7 213L8 212H11V213H15V215H18V219L17 220H15V222L16 221H18L17 223H18V225L20 224V222H22L23 223V226H24V228H26L25 226H27V225H29V223L27 222V220L29 219H31L33 222H37L38 224H40L39 222H41V221H44L45 222V220H47V219H50V218H53L54 217V220H55V218L57 219L58 217V210L61 208V206L62 205H64L65 203H67L68 204V201H66L65 203H64V200L66 199V198H68V197H70V198H72V196H73V198H72V202H74L73 201V199L74 200H76L75 198H77L78 197V194H79V191H80V187L79 188H76V190H78V193H75L76 191H73V190H71L72 191V193L73 194H71L70 192L69 193H66L67 191V188H71L72 187V185L71 184H65V186H64V182L66 181V180H72L73 178H74V182L76 181V179L79 181V180H81V176L79 175V174H81L82 175V172H85V171H87V172H89L91 169H88V167L89 166H87L86 165V168H87V170H85L86 168H84V171H79V173H77L78 172V169L77 168H79V169H81L80 167H82V165H83V163H82V160H81V158L80 159H78V157L76 156V155H78L80 152L78 151V149H75L73 146H72V140H73V128H72V124H73V116H66V117H63V116H54V115H46L44 112L46 111H42L41 109L40 110H37V111H35V112H31L32 113V115H25V113L24 114H22L21 113V111H18V110H15L14 109V106L12 107H10V109L9 108H7ZM42 108H43V106H42ZM55 108V107H54ZM131 108V107H130ZM147 108H148V106H147ZM159 108V107H158ZM166 108V107H165ZM6 109V110H5ZM48 109V108H47ZM56 109V108H55ZM117 109V108H116ZM122 109H124V108H122ZM121 109V110H122ZM143 109V108H142ZM44 110V109H43ZM58 110V109H57ZM127 110V109H126ZM150 110V109H149ZM151 110H153V109H151ZM27 111V110H26ZM70 111V110H69ZM159 111V110H158ZM30 112V111H29ZM41 112H43V113H41ZM58 112V111H57ZM83 112V111H82ZM87 112V111H86ZM95 112V111H94ZM154 112V111H153ZM157 112V111H156ZM30 113V114H31ZM79 113V112H78ZM143 113V112H142ZM59 114V113H58ZM129 114V113H128ZM159 114V113H158ZM60 115V114H59ZM68 115V114H67ZM71 115V114H70ZM90 115V114H89ZM107 115V114H106ZM148 115V114H147ZM107 116H109V115H107ZM127 116H129V115H127ZM149 116V115H148ZM148 116H144L145 118L146 117H148ZM98 117V116H97ZM109 117H111V116H109ZM141 117V116H140ZM106 118V117H105ZM104 118V119H105ZM111 118H113V117H111ZM142 118H143V116H142ZM142 118H139V119H135V120H139V122H140V125L142 124V123H144V125L146 124L145 122H146V120H147V123H148V120L149 119H144V121L145 122H142L143 121V119ZM148 118H150V117H148ZM123 119V118H122ZM131 119V118H130ZM140 119H142V121L140 120ZM80 120H82V119H80ZM106 120V119H105ZM113 120L114 121H116L114 118H113ZM134 120V123H136L135 124V126L137 125V121H135ZM94 121H96V120H94ZM99 121V120H98ZM97 121V122H98ZM108 121V120H107ZM153 121V120H152ZM151 121V122H152ZM79 123L81 122V121H78ZM92 122V121H91ZM110 122V121H109ZM113 122V121H112ZM117 123H118V121H116ZM121 122V121H120ZM138 122V123H139ZM142 122V123H141ZM113 123H115V122H113ZM130 123V122H129ZM98 124V123H97ZM111 124V123H110ZM109 124V125H110ZM118 124H124V123H118ZM152 124H153V122H152ZM151 123H150V125H152ZM86 125V124H85ZM99 125V124H98ZM127 126H128V124H126ZM126 125H123L124 127L126 126ZM133 125V124H132ZM139 125V126H140ZM147 125V124H146ZM150 125H147V126H150ZM77 126V125H76ZM89 126H91V125H89ZM125 127V129L126 128H128V127ZM134 126V125H133ZM142 126V125H141ZM140 126V128H138V126H137V128L140 130V131H142L143 129V126L141 127ZM73 127H75V125L73 126ZM102 127V126H101ZM104 127V126H103ZM115 127V126H114ZM123 127V128H124ZM145 127V126H144ZM155 127V126H154ZM154 127H153V131H155L154 130ZM158 127V126H157ZM98 128V127H97ZM106 128V127H105ZM136 128V129H137ZM146 128V127H145ZM150 128V127H149ZM156 128V127H155ZM81 129V128H80ZM82 129H83V127H82ZM81 129V130H82ZM101 129V128H100ZM106 129H108V127L106 128ZM124 129V130H125ZM133 129V128H132ZM142 129V130H141ZM80 130V131H81ZM104 130V129H103ZM123 129H122V131H124ZM126 130H130V131H132L131 129H130V126H129V128L128 129H126ZM139 130H137V131H139ZM150 130L152 131V127L149 129V132H150ZM99 131V130H98ZM112 131V130H111ZM139 131V132H140ZM156 131H158V130H156ZM82 132V131H81ZM100 132V131H99ZM105 132H107V131H105ZM113 132V131H112ZM112 132H110L112 135L114 134V133H112ZM126 132H129V131H126ZM95 133V132H94ZM97 133V132H96ZM102 133V132H101ZM100 133V134H101ZM116 133V132H115ZM147 133V132H146ZM103 134H104V132H103ZM106 134V133H105ZM110 134V135H111ZM140 134V133H139ZM149 134V133H148ZM79 135V134H78ZM98 135V134H97ZM97 135H96V137H94V138H97ZM120 135H121V133H120ZM128 135H130V136H132L131 134H128ZM80 136H84V135H80ZM86 136V135H85ZM92 136V135H91ZM90 136V137H91ZM115 136V135H114ZM113 136V137H114ZM117 136V135H116ZM123 136V135H122ZM150 136V135H149ZM150 136V137H151ZM87 137V136H86ZM89 136L87 137V138H90ZM107 137V134H106V136H105V139H103V141H106L107 139H111L112 138V136H111V138L109 137V138H106ZM145 137H147V136H145ZM149 137V138H150ZM86 138V139H87ZM120 138V137H119ZM130 138V137H129ZM142 138V137H141ZM149 138H148V140H149ZM93 139V138H92ZM91 139V140H92ZM131 139V138H130ZM130 139H128V140H130ZM152 138H150V140L149 141H152V143L151 144H153L154 145V142H156V141H158V140H154V142H153V140H151ZM96 140V139H95ZM100 140H101V138H100ZM100 140H98V141H100ZM114 141H112L111 143H115L116 142V140L117 139H113ZM136 140V139H135ZM135 140H131V141H133V142H131V143H135L134 141ZM147 140V139H146ZM33 141H35V143H33ZM76 141V140H75ZM85 141H87V140H85ZM93 141V140H92ZM120 142H121V140H119ZM126 141H127V139H126ZM137 142H139L138 140H136ZM87 142H89V140L87 141ZM97 142V141H96ZM107 142V141H106ZM108 142H110L109 140H108ZM125 142V141H124ZM159 142V143H160ZM100 143H101V141H100ZM113 143V144H114ZM127 143L129 144V142L127 141ZM126 143V144H127ZM142 142H139V146H140V144H141ZM75 144H76V146L77 147H79V150L81 149L80 147V143L79 144H77L76 142H75ZM108 144V143H107ZM110 144V143H109ZM123 144V143H122ZM156 144V143H155ZM161 144H159V145H157V146H161ZM227 144V145H226ZM256 144L258 145V146H256ZM91 145V148H93L95 145H96V143H94V144H90ZM94 145V146H93ZM105 145V144H104ZM110 145H112V144H110ZM109 145V146H110ZM118 145V143L116 144V146ZM121 145V144H120ZM124 145V144H123ZM131 145V144H130ZM132 145H135V144H132ZM136 145H138V143L136 144ZM223 145V146H222ZM231 145H234L233 147L231 146ZM235 145H237V146H235ZM238 145H240V146H238ZM85 146V145H84ZM93 146V147H92ZM101 146L102 145H100V147L99 148H101ZM107 147V150H109L110 148H115L116 149V147H115V144L113 145L114 147H109V149H108V145H106ZM119 146V145H118ZM128 146V145H127ZM164 146V145H163ZM202 146V147H203ZM219 146H222V151H220L219 149H218V147ZM229 146V147H228ZM76 147V148H77ZM123 148V150H126L125 149V147L124 146H122ZM133 147V146H132ZM140 147H142V144H141V146ZM139 147V148H140ZM166 146H164L163 148H165ZM170 147V146H169ZM169 147H168V150H169ZM204 147H206V146H204ZM262 147V148H263ZM87 147L85 146V150H88V148H90V147H88L87 149H86ZM97 148V147H96ZM105 147H104V150L106 149ZM118 148H120V146L118 147ZM143 148H145V150H146V148H148V146L146 145V147L143 145ZM241 148H239V150L241 151ZM248 148H249V146H248ZM261 148V147H260ZM259 148V150H261ZM115 149L113 150V151H115ZM132 149V148H131ZM131 149L129 148V150L131 151ZM156 149V148H155ZM167 149V147L165 148V150ZM207 149V150H206ZM258 149V148H257ZM77 150V151H76ZM82 150V149H81ZM91 149H89V151H90ZM93 150V149H92ZM95 150V149H94ZM102 150V149H101ZM100 150V151H101ZM111 150V149H110ZM118 149H116V151H117ZM128 150V151H129ZM133 150H135V149H133ZM203 151H207L206 153L208 154V147L207 148H205V150H204V148L202 149ZM223 150H224V152H223ZM229 150V151H228ZM235 150V149H234ZM97 151H98V149H97ZM106 151V150H105ZM137 151V150H136ZM158 151H160V150H158L157 149V151L156 152H158ZM169 151H171V150H169ZM187 151V150H186ZM199 152V153H197V154H199V156L202 154V155H204L203 153L204 152ZM258 151V150H257ZM262 152L264 151V148L261 150ZM79 152V153H78ZM121 152V154L120 155H122L123 153H122V151L120 150L119 151V153ZM141 152V151H140ZM155 152V153H156ZM162 152V151H161ZM165 152V151H164ZM242 152V151H241ZM85 153H86V151H85ZM89 153V152H88ZM91 153V155H88L89 157L90 156H92V152H90ZM95 153V152H94ZM97 153L98 152H96V155H97ZM100 154L99 155H103V152H99ZM102 153V154H101ZM106 153V152H105ZM116 152H113V154H115ZM118 153V154H119ZM132 153L133 152H131V154H130V156H129V159H131L132 158ZM134 153H138V152H135L134 151ZM147 153V152H146ZM154 153V154H155ZM205 153V155H207ZM232 153V152H231ZM81 154V153H80ZM79 154V155H80ZM143 154H145V153H143ZM225 154H227V153H224V156H225ZM105 155H108V154H105ZM105 155L104 156H102L103 158H105ZM109 155H111V154H109ZM108 155V156H109ZM123 155H129V153L128 154H123ZM122 155V158L123 157H125V156H123ZM152 155V154H151ZM157 155V154H156ZM166 155H168V154H166ZM232 155H234V154H230L229 153V156H232ZM237 156H235L236 158L238 157V154H236ZM82 156V155H81ZM85 156V155H84ZM95 154H93V158H95V157H97V156H95ZM108 156H106V157H108ZM134 156H137V155H134ZM133 156V157H134ZM140 156V155H139ZM145 156V155H144ZM147 156V155H146ZM145 156V157H146ZM159 156H161V155H159ZM188 156V155H187ZM197 156V155H196ZM196 156H194V157H196ZM223 156V157H224ZM233 156V157H234ZM240 156V155H239ZM111 157H112V155L111 156H109L108 158V160H110L111 159ZM118 157H120V156H118ZM127 157V156H126ZM125 157V158H126ZM131 157V158H130ZM138 157V156H137ZM141 157V156H140ZM139 157V158H140ZM148 157V156H147ZM150 157L151 156H149L148 158L150 159ZM162 157L163 158H165L166 156L164 155H162ZM192 157V156H191ZM198 157V156H197ZM219 157V160H220V155L218 156ZM217 157V158H218ZM226 157V156H225ZM244 157H246V159L247 158H251L252 159V155H250V157L249 156H244ZM253 157H254V155H253ZM256 157V156H255ZM254 157V159H256V158H258V157H256L255 158ZM264 157V156H263ZM75 158H77L78 159V163L79 162H81L80 164L81 165H79L77 168H74V166L76 165H74V163H75V161L77 160V159H75ZM82 158H84V157H82ZM93 158H91V159H93ZM100 158V157H99ZM99 158H97V159H99ZM121 158V159H122ZM125 158H123V159H125ZM193 158V157H192ZM199 158V157H198ZM216 158V159H217ZM240 158H242L243 159V156L241 157L240 156ZM101 159V158H100ZM105 159H107V158H105ZM121 159H119V160H121ZM122 159V160H123ZM128 159V157L125 159V160H127ZM129 159L127 160V161H129ZM154 158H152V160H153ZM166 159V158H165ZM223 159V158H222ZM222 159L219 161V162H215V163H217V165H214L213 163V166H217L218 167V163H222L223 161H224V159H223V161H222ZM228 159V158H227ZM234 159V161H235V158H233ZM232 159V160H233ZM246 159H244V160H246ZM261 159V158H260ZM80 160V161H79ZM86 160V159H85ZM93 160H96V159H93ZM102 160V159H101ZM111 160H113V159H111ZM121 160V161H122ZM143 160H145V159H143ZM151 160V159H150ZM151 160V161H152ZM155 160H157V159H155ZM204 160V159H203ZM204 160V162L203 163H205L206 161ZM238 160V159H237ZM241 160V159H240ZM262 160V159H261ZM106 161V160H105ZM116 161V160H115ZM126 161V162H127ZM130 161H133V160H130ZM129 161V162H130ZM149 161V160H148ZM147 161V162H148ZM150 161V162H151ZM160 161V160H159ZM164 161V160H163ZM222 161V162H221ZM239 161V160H238ZM260 161V160H259ZM258 161V162H259ZM91 162V161H90ZM142 162V161H141ZM141 162H139V160L137 161V164L138 163H141ZM153 162V161H152ZM200 162H202V161H200ZM199 162V163H200ZM258 162H255V163H257L258 164ZM262 161H260V163H261ZM86 163V162H85ZM100 163V162H99ZM103 163V162H102ZM113 163H114V161H113ZM158 163V162H157ZM161 163H162V160H161ZM196 163V162H195ZM198 163V162H197ZM199 163H198V165H199ZM206 163H208V162H206ZM228 163V162H227ZM238 163V162H237ZM259 163V167L260 168H263L262 167V163L264 164V160H263V162L260 164ZM88 164V163H87ZM97 162H96V167H92V168H95V172H97V170H99L98 169V166H99V164H98V166H97ZM105 164V163H104ZM108 164V163H107ZM115 164V163H114ZM120 164V163H119ZM124 164H127L128 165V163H125V161H124ZM124 164H122V165H124ZM143 164H144V161H143ZM192 164V163H191ZM211 163H210V165H212ZM234 164V163H233ZM239 164V163H238ZM244 164L246 165V162L244 161ZM249 163H247V166H248V168H252L253 166H255L254 164H253V162L251 163L252 165H248ZM89 165V164H88ZM91 165L93 166L94 164H90V167L89 168H91ZM101 165V164H100ZM103 165V164H102ZM130 165V164H129ZM136 165V164H135ZM150 165V164H149ZM159 165H161V164H159ZM165 164H163V165H161V166H164ZM194 165V162H193V164L191 165V166H193ZM206 166H204V165H202L201 167L202 168H205V167H207L208 165L207 164H205ZM219 165H221V164H219ZM239 165H241L240 166V171H241V173H243V170H242V168L244 167H242V164L240 163ZM95 166V165H94ZM103 166H106V164L105 165H103ZM116 166H118L117 164H116ZM115 166V167H116ZM126 166V165H125ZM137 166V165H136ZM142 166V165H141ZM195 166H196V164H195ZM212 166V167H213ZM225 166H227V165H225ZM233 166V165H232ZM247 166H245V167H247ZM257 166V165H256ZM257 166V167H258ZM85 167V166H84ZM107 167V166H106ZM106 167H104L105 169H106ZM109 167H110V165H109ZM123 166H121V168H122ZM126 167H129V166H126ZM125 167V169L127 170V168ZM132 167H134V164H132ZM132 167H131V169H132ZM153 168H154V165L152 166ZM155 167H156V165H155ZM194 167V166H193ZM198 167V166H197ZM120 168V167H119ZM135 168V167H134ZM151 168V167H150ZM202 168H200V169H202ZM223 168V167H222ZM250 168V169H251ZM110 169H111V167H110ZM114 169V168H113ZM113 169L111 170V172H113ZM138 169V168H137ZM136 169V170H137ZM158 170H159V166H158V168H157ZM162 169V171H163V168H161ZM160 169V170H161ZM205 169H207V168H205ZM215 169V167L213 168V169H211L212 171L211 172H214V174L215 173H217L216 171L217 170H214ZM235 168L233 167V169H231V170H234ZM249 169V170H250ZM93 170V169H92ZM92 170H91V172H92ZM103 170V168L101 167V171ZM120 170V169H119ZM125 170V171H126ZM129 170V169H128ZM143 170V169H142ZM151 170V169H150ZM154 170H155V168H154ZM214 170V171H213ZM236 170V169H235ZM239 169H237L236 171H238ZM248 169L246 168V172L247 173H249V170L247 171ZM257 171H258V169H256ZM260 170V169H259ZM262 170H264V169H262ZM104 171V170H103ZM102 171V172H103ZM109 171V170H108ZM117 171V170H116ZM115 171V172H116ZM135 171V170H134ZM140 171V170H139ZM138 171V172H139ZM193 171H195V168H194V170ZM205 171V174H203L204 175V177H205V175L206 174H208V172H210V169L208 170L207 169V171L206 170H204ZM236 171H233V172H235L236 173ZM239 171V172H240ZM245 171V170H244ZM251 171H253V172H255L254 170H253V168L251 169ZM251 171H250V173H251ZM261 171V170H260ZM94 171L92 172V173H95ZM130 172V171H129ZM128 172V173H129ZM137 172V171H136ZM137 172V173H138ZM155 172V171H154ZM154 172H152V173H154ZM196 172V171H195ZM202 172V171H201ZM200 172V173H201ZM207 172V173H206ZM210 172V173H211ZM219 172V171H218ZM221 172V171H220ZM219 172V174H221ZM239 172H237L238 174H237V176H239L241 173H239ZM77 173V175H78V177H79V179L78 178H75V174ZM104 173V172H103ZM108 172H106L105 174H107ZM109 173H110V171H109ZM108 173V174H109ZM133 173V172H132ZM135 173V172H134ZM160 173H162V172H160ZM160 173H158V174H160ZM193 173V172H192ZM198 174H199V171L197 172ZM203 173V172H202ZM225 172H222V174H224ZM247 173H245V174H247ZM256 173V172H255ZM258 173V172H257ZM84 174L85 173H83V178H88V174H86L85 176H84ZM97 174V173H96ZM95 174V175H96ZM101 174V173H100ZM108 174H107V176H108ZM113 175L115 174V175H117L118 174V172L117 173H112ZM125 174H127V173H125ZM131 174V173H130ZM142 174H145V172L143 173L142 172ZM147 174H148V171H147ZM146 174V175H147ZM211 174H213V173H211ZM219 174H217L218 176H219ZM244 174V173H243ZM243 174H241L239 177H241V176H243ZM244 174V176H246ZM252 174V173H251ZM99 175V174H98ZM97 175V176H98ZM101 175H103V174H101ZM100 175V178H101V180L103 179V176H101ZM124 175V174H123ZM140 175H141V173H140ZM152 175H154V174H151V176ZM199 175H201V174H199ZM225 175H226V173H225ZM224 175V176H225ZM90 176H92V175H90ZM119 176V174L117 175V177ZM125 176V175H124ZM136 176V175H135ZM162 176L163 175H161L160 177L162 178ZM165 176V175H164ZM207 177H209V176H211L210 174H209V176L208 175H206ZM223 175H222V177H224ZM242 177V178H240V179H242V180H244L243 182H241V183H243L244 184V182H245V180H251V179H247V177ZM248 176V178H250V176L249 175H247ZM253 176V175H252ZM77 177V176H76ZM92 177H94V175L92 176ZM92 177H90V178H92ZM109 177V176H108ZM121 177V176H120ZM149 177H150V175H149ZM153 177V176H152ZM201 177H202V175H201ZM203 177V178H204ZM213 177V176H212ZM217 177V176H216ZM226 177L227 176H225V179H226ZM82 178V179H83ZM89 178V179H90ZM203 178H202V180H203ZM211 178V177H210ZM209 178V179H210ZM252 179H253V177H251ZM262 178V177H261ZM264 178V177H263ZM94 179V178H93ZM96 179H98V177L96 178ZM95 179V180H96ZM107 179V178H106ZM106 179L104 178V180L106 181ZM123 179V178H122ZM165 179V180H164ZM194 179V178H193ZM192 179V181H194ZM195 179H197V178H195ZM211 179H214L215 180V178H211ZM219 178H216V181L218 180ZM223 179V180H222ZM238 180H239V178H237ZM256 179V178H255ZM114 179L112 178V181H113ZM198 180V179H197ZM201 180V179H200ZM213 180V181H214ZM221 180L223 181L222 183H224V182H226L225 180H224V178H221ZM227 180V179H226ZM71 182V183H74V182ZM78 181H76V184H77V182ZM82 182H84L83 180H81ZM80 181V182H81ZM96 181H98V180H96ZM205 181V180H204ZM229 181V180H228ZM70 182V181H69ZM111 182V181H110ZM117 182H118V180H117ZM198 182V181H197ZM200 182V181H199ZM209 182H211L210 180H209ZM219 182V181H218ZM234 182V181H233ZM250 182V181H249ZM249 182L248 183H245L247 186H248V184H249ZM253 182V181H252ZM251 182V183H252ZM258 182V179H257V181L255 180L254 182H253V184L254 183H257ZM67 183V182H66ZM119 183V182H118ZM124 183V182H123ZM195 183V182H194ZM204 183V182H203ZM229 183V182H228ZM262 183V182H261ZM75 184V183H74ZM75 184V185H76ZM81 184V183H80ZM89 184V183H88ZM98 184H100V183H98ZM97 184V185H98ZM107 184H108V182H107ZM114 185H116L115 183H113ZM112 184V182H111V188H113V185ZM207 184V183H206ZM212 184V183H211ZM244 184V185H245ZM95 183H94V186H97ZM102 185V184H101ZM101 185H98L99 187L101 186ZM192 185V184H191ZM205 185V184H204ZM210 185V184H209ZM219 185V184H218ZM218 185H216V187L218 186ZM224 185H226L225 183H224ZM250 185V184H249ZM255 185V184H254ZM257 186H252V184H251V186H252V188H256V190L254 189H252V188H250L247 192L249 193L251 190L254 192L255 191V193H257L256 191L258 190V188L259 187H261V185L259 186L258 185V183L256 184ZM76 186H79V182H78V184L76 185ZM75 186V187H76ZM91 186V185H90ZM93 186V185H92ZM93 186V187H94ZM117 186V185H116ZM115 186V187H116ZM122 182H121V185L119 184L118 185V187H121L122 188ZM197 186V185H196ZM207 186V185H206ZM220 186V185H219ZM221 186H223V184L221 185ZM227 187H228V185H226ZM235 186H237V185H235ZM259 186V187H258ZM89 187V186H88ZM104 187V186H103ZM126 187V186H125ZM152 187V188H151ZM164 187L162 188V189H164ZM205 187V186H204ZM224 187V186H223ZM226 187V188H227ZM230 187V186H229ZM229 187H228V189H229ZM66 188V190H64ZM102 187H100V189H101ZM105 188V187H104ZM103 188V189H104ZM110 188V187H109ZM159 188H158V192L160 193V191H159ZM167 188V189H168ZM200 190H201V185H200ZM247 188V187H246ZM88 189V188H87ZM86 189V190H87ZM93 190L94 189H97V191H98V188H96V187H94V188H92ZM113 189H117L118 191H116V192H112L111 193V195L109 194V196L111 197V199L113 200L114 198H117L119 195V189L118 188H113ZM137 189V190H136ZM155 189V188H154ZM234 189V188H233ZM261 189V188H260ZM85 190V191H86ZM105 190V189H104ZM104 190H100V191H103V192H101V193H105V191ZM108 190V189H107ZM106 190V191H107ZM114 190V191H115ZM125 189H124V186H123V190H121L122 192L124 191ZM156 190H154L155 192H156ZM160 190H161V188H160ZM169 190V189H168ZM172 189H170V191H171ZM220 190V189H219ZM241 190V189H240ZM89 190H87V192H88ZM99 191V192H100ZM113 191V190H112ZM161 191H163V190H161ZM174 191V190H173ZM176 191H179V189L178 190H176ZM206 191V190H205ZM205 191H203V192H205ZM209 191H210V189H209ZM90 192V191H89ZM93 192H95V190L94 191H92V192H90L89 194H91L92 193V197H93V195L95 196V194H97L98 192H96V193H94L93 194ZM111 191H109L108 193H110ZM148 192V191H147ZM151 192V191H150ZM157 192V193H158ZM172 192V191H171ZM216 192H218V191H215V193ZM225 191H223V193H224ZM260 192V191H259ZM66 193V195L68 196L69 194H71L72 196H64L61 200H60V196H62V195H64ZM82 193H83V190H82ZM117 193V194H116ZM140 193H142V192H140ZM149 193V192H148ZM152 193V192H151ZM158 193V195H163V192H162V194L160 193L159 194ZM164 193H165V190H164ZM168 193V192H167ZM174 193H175V191H174ZM195 193L196 192H194V195H195ZM207 193H208V191H207ZM77 194V197L75 196V195ZM88 194V193H87ZM122 194V195H121ZM150 194V193H149ZM153 194V193H152ZM212 194H214V193H212ZM225 194H228V192H226ZM264 194V193H263ZM80 195V194H79ZM116 195H118V196H116ZM123 195H125L124 193H120V196H123ZM140 195V194H139ZM143 195V194H142ZM151 195V194H150ZM168 195V194H167ZM166 195V199H167V196ZM174 195V194H173ZM176 195V194H175ZM174 195V196H175ZM229 195V194H228ZM238 195V194H237ZM254 195V194H253ZM257 195H258V193H257ZM262 195V194H261ZM74 196H75V198H74ZM86 196V195H85ZM88 196V195H87ZM90 197H91V195H89ZM88 196V197H89ZM114 196V197H113ZM119 196V197H120ZM134 196V195H133ZM149 196V195H148ZM148 196H146V197H148ZM152 196V195H151ZM154 196V195H153ZM155 196H156V194H155ZM160 196V197H161ZM198 196H200V195H198ZM203 196V195H202ZM231 196V195H230ZM229 196V197H230ZM240 196H241V194H240ZM262 196H264V195H262ZM66 197V198H65ZM131 197V195H129L128 196V198H130ZM139 197V196H138ZM141 197V196H140ZM143 197V196H142ZM150 197V196H149ZM148 197V198H149ZM160 197H158V198H160ZM163 197V196H162ZM171 196H169V199H172V197L170 198ZM193 197V196H192ZM238 197H239V195H238ZM253 197V196H252ZM79 198V197H78ZM77 198V200H79ZM122 197H120V199H121ZM135 198H137V196L135 197ZM151 198H153V197H151ZM156 198V197H155ZM155 198H153V199H155ZM164 198V197H163ZM204 198V197H203ZM230 198H232V197H230ZM240 198V197H239ZM14 199H16V202L14 203ZM64 199V200H63ZM82 199V198H81ZM108 199V198H107ZM119 198L118 199H116V200H118L119 202L120 201H122V200H120ZM141 199H143V198H141ZM145 199V198H144ZM176 199V198H175ZM197 199V198H196ZM251 199H254V198H251ZM257 199V198H256ZM260 199V198H259ZM66 200H70L69 198L68 199H66ZM83 200V199H82ZM93 200V199H92ZM116 200H114V201H116ZM131 201H129V199H128V201L129 202H133V200L132 199H130ZM135 200V199H134ZM172 200H174V197H173V199ZM172 200H171V202H172ZM195 200V199H194ZM202 200V199H201ZM204 200H206V202H208L207 200V198H205ZM203 200V201H204ZM210 200H212V199H210ZM223 200V199H222ZM249 202H250V200L249 199H247ZM260 200H263V198L262 199H260ZM71 201H69V203L71 202ZM161 201V200H160ZM159 201V202H160ZM169 201V200H168ZM168 201H166V202H168ZM188 201V200H187ZM191 200H189V202H190ZM202 201V202H203ZM258 201V200H257ZM71 202V203H72ZM100 202H101V200H100ZM148 202H150V201H148ZM157 203H158V201H156ZM156 202H154V203H156ZM162 202H164V201H162ZM177 202V201H176ZM223 202V201H222ZM221 202V203H222ZM231 202V201H230ZM264 202V201H263ZM71 203L69 204L70 206H72L71 205ZM83 203L84 202H82V208H84L83 207ZM87 203L88 202H86V206H88V208H87V210H86V208H84L85 210H82V208H80L81 209V213L83 214H87V211H88V213H90V212H92L93 213V211H94V207H92L91 208V206H92V204H94V203H91V206H89L90 204L88 203V205H87ZM98 203H99V201H98ZM118 203V202H117ZM116 203V204H117ZM127 203V202H126ZM135 203V202H134ZM134 203H131V204H133L134 205ZM146 203V202H145ZM165 203V202H164ZM163 203V204H164ZM178 203H179V201H178ZM191 203V202H190ZM204 203H205V201H204ZM204 203H203V205H204ZM210 203V201L208 202V204ZM225 203V202H224ZM251 203V202H250ZM257 203V202H256ZM261 203V202H260ZM66 204V205H67ZM113 204H115V202L113 203ZM121 204V203H120ZM138 204V203H137ZM159 204V203H158ZM162 204V203H161ZM160 204V205H161ZM181 204V203H180ZM179 204V205H180ZM185 204V203H184ZM189 204V203H188ZM192 204L193 203H191L190 205L192 206ZM195 204V203H194ZM200 204V203H199ZM229 204V203H228ZM239 204V203H238ZM248 204V203H247ZM258 204V203H257ZM68 205V206H69ZM79 205V204H78ZM84 205V206H85ZM101 205V204H100ZM117 205H119V204H117ZM116 205V206H117ZM125 205V204H124ZM139 205V204H138ZM141 205V204H140ZM139 205V206H140ZM165 205H167V203H165ZM196 205H198V204H196ZM202 205V204H201ZM249 205V204H248ZM263 205V204H262ZM97 206V205H96ZM103 207H105L104 206V203H103V205H102ZM110 206H111V204H110ZM122 206V205H121ZM135 206H137V205H135ZM199 206V205H198ZM209 206V205H208ZM264 206V205H263ZM64 208L66 207V206H63ZM76 207H77V205H76ZM76 207H74L75 208V210H80L79 209V207H78V209L76 208ZM109 207V206H108ZM132 207V206H131ZM131 207H129L128 206V208L127 209H131ZM143 207H144V205H143ZM142 206L141 207H139V208H143ZM166 207V206H165ZM165 207H163V210H165L164 208ZM188 207V206H187ZM186 207V208H187ZM206 207H207V205H206ZM213 208H215L216 209V211L218 212V209H219V207L218 206H216V204L214 205V206H212ZM217 207H218V209H217ZM92 209L91 211H90V209ZM106 208V207H105ZM110 208V207H109ZM125 208V207H124ZM138 208V207H137ZM150 209H152L153 208V205H152V208H151V206L149 207ZM149 208H145L144 207V209L145 210H147V209H149ZM161 208H162V206H161ZM166 208H168V207H166ZM173 208V207H172ZM191 208V207H190ZM196 208V207H195ZM194 208V209H195ZM202 208V207H201ZM212 208V209H213ZM231 208V207H230ZM229 208V209H230ZM258 208V207H257ZM63 209V208H62ZM73 209V208H72ZM97 209L98 208H96V210L95 211H97ZM126 209V208H125ZM158 209V208H157ZM169 209V208H168ZM192 209H193V206H192ZM194 209H193V211H194ZM206 209V208H205ZM221 210H222V208H220ZM219 209V210H220ZM227 209V208H226ZM261 209H262V207H261ZM264 209V208H263ZM118 210H120L121 212L119 213L118 212ZM116 209L114 212H118L119 214H121L123 211H122V209ZM136 211H137V209H135ZM139 210H141V209H139ZM138 210V211H139ZM143 210V209H142ZM142 210H141V213H142V215H141V213H140V218H144L145 216H143V214L145 213H143L142 212ZM153 210V209H152ZM154 210H156V208H154ZM154 210H153V215H152V217L150 216V217H147V216H149L150 214V210H147L148 212H147V214H149V215H147L146 214V217L149 219V218H151V220L149 221V220H145V219H143L144 221H142V219H140L139 221H136V222H139L140 223V221L141 222H145L146 221V223L147 222H154V221H152V219L153 220H155L156 218L155 217H159V216H157V215H160L159 213H158V211H157V213H156V215H155V217H154ZM159 210V209H158ZM175 210V209H174ZM220 210V211H221ZM260 210V209H259ZM90 211V212H89ZM99 214L97 213L96 215H101V216H96L95 218L97 219V217L99 218V217H106V214H107V212H106V210L104 209L103 210V208L102 209H100L99 208ZM103 211H104V214H102L103 213ZM135 211V212H136ZM144 211V210H143ZM155 211V212H156ZM216 211H213V212H216ZM219 211V212H220ZM224 211V210H223ZM258 211V210H257ZM256 211V212H257ZM106 212V213H105ZM112 212V211H111ZM116 212V213H117ZM127 212V211H126ZM125 212V213H126ZM188 212H189V210H188ZM262 212V211H261ZM260 212V213H261ZM264 212V211H263ZM3 213V212H2ZM80 213V214H81ZM91 213V214H92ZM115 213V215H117ZM136 213H138V212H136ZM174 213H175V211H174ZM189 213H191V212H189ZM91 214L90 215H88V216H91ZM129 213H127V215H128ZM216 214H218V213H216ZM3 215V214H2ZM76 215V214H75ZM78 215V214H77ZM94 215V214H93ZM92 215V216H93ZM103 215V216H102ZM114 214L113 215H111V214H109V219L107 220L108 222L111 220V217L112 216H114L112 219L114 220V219H116V222H115V220H114V222L117 224L121 219H119L117 216H115ZM122 215H124L125 216V214H123L122 213ZM130 215H132V212H130ZM137 215V214H136ZM135 215V216H136ZM161 215H163V216H165L164 214H163V212H162V214ZM191 215V214H190ZM197 215V214H196ZM221 215H225V216H227L228 214H221ZM220 215V216H221ZM231 215V214H230ZM235 215H237V214H235ZM258 216H259V213L257 214ZM73 218H76V216H73V214L71 215ZM70 216V217H71ZM85 216V215H84ZM91 216V217H92ZM123 216V217H124ZM134 216V215H133ZM143 216V217H142ZM198 216V215H197ZM204 216H205V214H204ZM224 216V217H225ZM263 216V215H262ZM4 217H5V215H4ZM68 217H69V215H68ZM87 217V216H86ZM117 217V218H116ZM122 217V216H121ZM132 217V216H131ZM160 217H162V216H160ZM166 217V216H165ZM189 217H191V216H189ZM201 217V216H200ZM210 217H211V215H210ZM222 218H223V216H221ZM220 217V218H221ZM229 217V216H228ZM231 217V216H230ZM10 218V217H9ZM81 218V217H80ZM135 218V217H134ZM133 218V220H135ZM155 218V219H154ZM163 218V217H162ZM161 218V219H162ZM168 218H170V217H168ZM192 219H193V217H191ZM226 218V217H225ZM224 218V219H225ZM231 218H233V217H231ZM5 219V218H4ZM8 219V218H7ZM78 219V217L76 218V220ZM95 219V220H96ZM105 218H103V220H104ZM119 219V220H118ZM127 219V218H126ZM130 219H132V218H130ZM138 219H139V217H138ZM165 219V218H164ZM173 219V218H172ZM258 219H260V218H257V220ZM264 219V218H263ZM30 220V221H31ZM70 220V219H69ZM69 220H67V222L69 221ZM75 219H71V222L73 221H75V223L79 220H77L76 221ZM83 220L84 219H81V220H79V222L80 221H82L81 223H83ZM95 220H93V221H95ZM194 220V219H193ZM198 221L200 220V219H197ZM204 220V219H203ZM217 221H218V219H216ZM227 220V219H226ZM225 220V222H227ZM230 220H232V219H230ZM233 220H234V218H233ZM261 220H262V218H261ZM8 221H10L9 219H8ZM48 221V220H47ZM47 221H46V225H48L47 224ZM91 221V220H90ZM98 221H101V219L99 220L98 219ZM112 221V220H111ZM118 221V222H117ZM126 222L128 221V219L127 220H125ZM212 221H213V218H212ZM260 221V220H259ZM1 222H3V221H1ZM25 222H27L26 224H25ZM63 222V221H62ZM66 222V220H64V224L66 225H68V223ZM70 222V221H69ZM70 222V223H71ZM71 223L72 225H70L71 227L73 226V224L74 223ZM86 222V224L84 225V227L81 225V223H80V226H81V228H84V230H85V228L87 229V226H90V224H88L87 225V223H88V221L86 220L85 221ZM105 223H106V221H104ZM107 222V223H108ZM113 221L112 222H109V224L107 225V224H105V223H103L104 225H106V226H109V225H111L112 224V226L114 227L116 224H114L113 225V223H114ZM122 222V221H121ZM136 222H135V224H136ZM174 222V221H173ZM208 222V221H207ZM10 223H14L13 221L12 222H10ZM17 223H15V226L13 227L12 226V224H11V226H12V228H13V232H14V228H15V230H18V229H16L17 227L19 228V226L17 225ZM32 223V222H31ZM31 223H30V225L28 226V228L30 227V226H32L31 225ZM111 223V224H110ZM131 223V222H130ZM138 223V224H139ZM155 223V222H154ZM161 223V222H160ZM163 224H164V222H162ZM175 223V222H174ZM256 223V222H255ZM259 223V222H258ZM25 224V225H24ZM44 224V223H43ZM45 224H44V226H45ZM62 224V223H61ZM102 224V225H103ZM123 225H125L126 227H128L129 228V224H128V222L126 223V224H124V222L122 223ZM121 224V225H122ZM155 224H157V223H155ZM218 224H220V222L219 223H217L216 224V222H215V226L216 225H218ZM260 224H261V222H260ZM7 225V224H6ZM21 225V224H20ZM33 225H34V223H33ZM42 225V224H41ZM60 225V223L58 224V226ZM66 225V226H67ZM96 224H93V226H95ZM153 225V224H152ZM158 225V224H157ZM157 225H154V226H157ZM167 225V224H166ZM227 225V224H226ZM228 225H229V223H228ZM17 226V227H16ZM70 226L68 227V228H70ZM133 226H135V225H133ZM133 226H132V228H133ZM158 226H161V225H158ZM262 226V225H261ZM33 227V226H32ZM36 227V226H35ZM90 227H92V226H90ZM97 227H99L98 228V234L100 235V233H102L101 232V226H98V224H97ZM109 227H111V226H109ZM122 226H119V228L118 229H122L121 228ZM125 227V228H126ZM141 227V226H140ZM143 227V226H142ZM145 227V226H144ZM147 227V226H146ZM57 228H59V227H57ZM62 228H63V226H62ZM65 229H66V227H64ZM77 229H79V226H78V224H77V227H76ZM79 229V230H81V231H83V229ZM93 228V227H92ZM117 228V227H116ZM116 228H115V230H116ZM128 228H126V229H124V226H123V229L124 230H122V232L123 231H125V232H128V234H126V233H124V234H120L119 236L121 237L122 235H123V237L125 236V238L128 236L129 238H130V233H129V229ZM131 228V229H132ZM151 228H152V226H151ZM154 228V227H153ZM156 228V227H155ZM162 228V227H161ZM161 228H159V229H161ZM166 228V227H165ZM164 228V229H165ZM206 228V227H205ZM3 229V228H2ZM34 229V228H33ZM32 229V230H33ZM44 229V228H43ZM50 229V228H49ZM64 229V230H65ZM73 229H75V228H73ZM88 229H89V227H88ZM105 229H107L106 227H105ZM140 229H142V228H140ZM158 229V228H157ZM171 229H172V227H171ZM189 229V228H188ZM261 229V228H260ZM12 230V229H11ZM31 230V229H30ZM62 230V229H61ZM61 230H56V232H62ZM78 230V231H79ZM89 230H92L91 232H85V234L86 233H88L86 236H87V239L88 238H91L92 239V237L93 238H95L94 240H103V236L102 235H98L99 236V238H98V236L97 235H91L90 233H93L94 231V228L93 229H89ZM95 230L97 231V228H95ZM109 230H111V228L109 229ZM119 230V232H121ZM129 230V231H128ZM134 230V229H133ZM136 230V232H137V229H135ZM134 230V231H135ZM162 230V229H161ZM206 230V229H205ZM10 231V230H9ZM22 231H23V229H22ZM71 231H73V232H76V235L75 236H77V239H80L81 237H79V236H81V234H82V232L81 231H79V232H77L76 231V229L75 230H71ZM105 231V230H104ZM111 231H114V229L113 230H111ZM117 231V230H116ZM144 231V230H143ZM147 231V230H146ZM146 231H144V232H146ZM175 231V230H174ZM186 231V230H185ZM207 231V230H206ZM236 231V230H235ZM12 232V231H11ZM15 232H17V231H15ZM20 231L18 230V232L17 233H19ZM26 234H27V231L25 230L24 231ZM39 232V231H38ZM56 232H54V233H56ZM107 232H109L108 231V229H107ZM121 232V233H122ZM139 232V231H138ZM167 232V231H166ZM165 232V233H166ZM258 232H260V234H262V232L260 231V230H258ZM1 233V232H0ZM22 233V232H21ZM36 233V232H35ZM41 233V232H40ZM70 233V232H69ZM77 233H78V235H77ZM116 233H118V232H112L111 234L112 235H114V234ZM134 233L135 232H133V235H134ZM141 233V232H140ZM155 233V232H154ZM153 233V234H154ZM159 233H160V231H159ZM187 233H188V231H187ZM202 233V232H201ZM201 233H200V235H201ZM11 234V233H10ZM14 234V233H13ZM60 234V236H62V234H64V231L62 232V233H59ZM75 233H73V235H74ZM92 236V237H90V235ZM107 234V233H106ZM119 234V233H118ZM117 234V235H118ZM148 235V232L147 233H145V235ZM199 234V233H198ZM22 235H23V233H22ZM30 235V234H29ZM28 235V236H29ZM65 235V234H64ZM63 235V236H64ZM71 235V234H70ZM83 235V234H82ZM89 235V236H88ZM127 235V236H126ZM139 235V234H138ZM137 235V236H138ZM141 235H143V234H141ZM145 235H143V237L145 236ZM234 235V234H233ZM241 235V234H240ZM255 235H257V233L255 234ZM254 235V236H255ZM12 236V235H11ZM14 237H15V235H13ZM12 236V237H13ZM17 236V235H16ZM27 236V237H28ZM36 236H38L37 234L35 235V237ZM72 236V235H71ZM75 236H72L73 238H72V240L74 241V239L76 240V238H74ZM95 236V237H94ZM97 236V237H96ZM149 236V235H148ZM157 236V235H156ZM187 236V235H186ZM203 236H205V235H203ZM7 237V236H6ZM18 237V236H17ZM22 237H24V240H26L25 239V236L23 235ZM57 237V236H56ZM65 237V236H64ZM64 237H61V238H64ZM68 237V236H67ZM70 237V236H69ZM79 237V238H78ZM108 237H111V239H109ZM122 237V238H123ZM128 237L125 239V240H127L128 239ZM134 237V236H133ZM135 237H136V235H135ZM140 237V236H139ZM152 237V236H151ZM159 237V236H158ZM161 237V236H160ZM3 238V237H2ZM19 238V237H18ZM21 238V237H20ZM39 238V237H38ZM55 238V237H54ZM53 238V239H54ZM59 238V237H58ZM83 238H86V237H84V235H83ZM83 238H81V240L83 239ZM98 238V239H97ZM107 238L109 239V240H112V236L111 235H109L108 236V234H107ZM116 238H119V237H117L116 236ZM120 239V240H117V239H115V236H114V239L115 240H117L116 242H118V244L120 243L119 241H121V242H123V240L124 239ZM138 238V237H137ZM142 238V237H141ZM146 238V237H145ZM155 238V237H154ZM157 238V237H156ZM213 238H215V237H213ZM11 239V238H10ZM55 239H57V238H55ZM69 239V238H68ZM106 239V238H105ZM192 240H194L193 238H191ZM203 239V238H202ZM2 240V239H1ZM0 240V241H1ZM12 241H14L13 239H11ZM81 240H79L80 242H81ZM85 239H83L82 241L83 242H86L85 244L87 245L86 247H89L88 246V244H89V242L88 241H84ZM93 239H92V241L94 242V244L96 243L97 244V242L96 241H94ZM108 240V241H109ZM128 240H131V239H128ZM139 240V239H138ZM145 240V239H144ZM149 240V242H150V240H152V239H148ZM155 240V239H154ZM164 240V239H163ZM216 240V239H215ZM7 241V240H6ZM18 241V240H17ZM22 241V240H21ZM33 241V240H32ZM51 241V240H50ZM60 241V240H59ZM65 241H67V240H65ZM65 241H63V244H67ZM69 241H71V239L69 240ZM68 241V242H69ZM73 241H71L70 243H68L69 245H67V247L68 248H70V244H73ZM92 241H90V243H92ZM142 241V240H141ZM201 241V240H200ZM2 242V241H1ZM20 242V241H19ZM26 242V241H25ZM28 242V241H27ZM61 243H62V240L60 241ZM59 242V243H60ZM65 242V243H64ZM110 242V241H109ZM108 242V243H109ZM112 242V241H111ZM110 242V243H111ZM167 242V241H166ZM206 242V241H205ZM256 242V241H255ZM4 243V242H3ZM2 243V244H3ZM6 243V242H5ZM22 243V242H21ZM52 243V242H51ZM55 243H56V240H55ZM77 243V242H76ZM99 243H102L103 244V241H100ZM98 243V244H99ZM109 243V244H110ZM143 243V242H142ZM157 242L155 241V243L153 242L152 244H156ZM169 243V242H168ZM203 243V242H202ZM261 243V242H260ZM260 243H259V245H260ZM1 244V245H2ZM9 244H11L10 242H9ZM16 244V243H15ZM14 244V245H15ZM42 244V243H41ZM44 244H46V243H44ZM53 245H54V241H53V243H52ZM138 244V243H137ZM141 244V243H140ZM146 244V243H145ZM144 244V245H145ZM243 244V243H242ZM21 245H24V244H21ZM26 245V244H25ZM49 245H50V243H49ZM48 245V246H49ZM60 245H62V244H60ZM60 245H58V246H60ZM75 245V243L73 244V245H71V247L72 246H74ZM83 245H84V243H83ZM89 245H91V244H89ZM101 245V244H100ZM99 245V247L101 248V246ZM113 245V244H112ZM120 245V244H119ZM149 245V244H148ZM153 245V246H154ZM190 245V244H189ZM197 245V244H196ZM234 245V244H233ZM6 245H3V247H5ZM35 246V245H34ZM47 246V247H48ZM55 246V245H54ZM76 246V245H75ZM92 246H93V243H92ZM97 246V245H96ZM108 246V245H107ZM111 246V245H110ZM153 246H152V248H153ZM2 247V246H1ZM32 247V246H31ZM46 247V248H47ZM62 247H64V246H62ZM61 247V248H62ZM79 248V244H78V246H76V248ZM94 247V246H93ZM103 247V246H102ZM131 247V246H130ZM140 247V246H139ZM150 247V246H149ZM191 247V246H190ZM217 247V246H216ZM6 248V247H5ZM49 248V247H48ZM53 248V247H52ZM55 248H56V246H55ZM65 248V247H64ZM68 248H65V249H68ZM76 248L74 249V248H72L73 250H75V252H76ZM110 248V247H109ZM113 248H114V246H113ZM137 248V247H136ZM155 248V247H154ZM174 248V247H173ZM194 248V247H193ZM259 248V247H258ZM263 248V247H262ZM6 249H8V248H6ZM18 249H20V248H18ZM59 249V248H58ZM57 249V250H58ZM82 249V248H81ZM90 249H91V246H90ZM96 248H94V251L95 252H99L98 251V249H96ZM116 250H117V248H115ZM121 249H123V248H120L119 249V253L120 254H125L126 252L123 250L122 251V253L120 252V250ZM240 249V248H239ZM20 250H22V249H20ZM45 250V249H44ZM56 250V249H55ZM62 250V249H61ZM71 250V249H70ZM70 250H68V251H70ZM78 250H80V249H78ZM84 250V249H83ZM89 250V249H88ZM92 250V249H91ZM102 250V249H101ZM104 251H105V248L103 249ZM102 250V251H103ZM112 250H114V249H112ZM155 250H157V249H155ZM168 250V249H167ZM167 250H165V252L167 251ZM214 250V249H213ZM259 250V249H258ZM6 251V250H5ZM4 251V252H5ZM23 251V250H22ZM21 251V252H22ZM29 251V250H28ZM67 251V252H68ZM85 251L86 252H88L87 251V249H85ZM84 251V252H85ZM111 251V250H110ZM115 251V250H114ZM133 251H135V250H133ZM137 251V250H136ZM142 251V250H141ZM163 251H164V249H163ZM43 252V251H42ZM51 252V251H50ZM58 252V251H57ZM56 252V253H57ZM64 252H66V251H64ZM63 252V253H64ZM71 252H72V250H71ZM79 252H81V251H79ZM85 252V253H86ZM118 252V251H117ZM125 252V253H124ZM143 252V251H142ZM157 252V251H156ZM159 252V251H158ZM162 252V251H161ZM0 253H1V251H0ZM10 253V252H9ZM15 253V252H14ZM59 253H60V251H59ZM92 253V251L90 252V254ZM97 253H95V255H94V253H92V258L94 257V256H96V254ZM112 253V252H111ZM118 253V254H119ZM136 253V252H135ZM137 253H138V251H137ZM150 253V252H149ZM153 253V252H152ZM163 254L162 255H164V257H165V254H164V252H162ZM206 253V252H205ZM204 253V254H205ZM6 254H7V252H6ZM49 254V253H48ZM67 255L66 256H68V253H66ZM76 254V253H75ZM82 254H83V252H82ZM99 254V256L101 255V253H98ZM105 254V253H104ZM113 254V253H112ZM167 254V253H166ZM173 254V253H172ZM236 254H237V251H236ZM260 254V253H259ZM24 255V254H23ZM53 255V254H52ZM56 255V254H55ZM60 255L61 256H63L62 255V252L60 253ZM71 255H74V254H72L71 253ZM79 256L80 254H76V256ZM84 255V254H83ZM82 255V256H83ZM107 255V254H106ZM106 255L104 256V255H102V256H104V257H106ZM111 255V254H110ZM116 255V254H115ZM126 255V254H125ZM125 255H123V257H125ZM133 255H134V253H133ZM138 255H139V253H138ZM154 255V254H153ZM1 256V255H0ZM3 256H4V254H3ZM9 256V255H8ZM18 256V255H17ZM60 256V257H61ZM65 256V255H64ZM65 256V257H66ZM81 256V255H80ZM91 256V255H90ZM122 256V255H121ZM150 256H151V254H150ZM155 256V255H154ZM167 256V255H166ZM197 256V255H196ZM199 256V255H198ZM6 257V256H5ZM21 257H23V256H21ZM85 257V256H84ZM84 257H83V260H85L86 259V261H88L87 260V258H85L84 259ZM140 257H141V255H140ZM172 257V256H171ZM201 257V256H200ZM203 257H205V256H203ZM4 258V257H3ZM12 258V257H11ZM11 258H9V259H11ZM55 258V257H54ZM57 258V257H56ZM69 258H71V257H69ZM109 258V257H108ZM134 258H136V257H134ZM156 258V257H155ZM169 258V257H168ZM8 259V260H9ZM41 259V258H40ZM66 259V258H65ZM72 259V258H71ZM71 259H69L68 261H67V264H69V261L71 260ZM88 259H89V257H88ZM90 259H91V257H90ZM93 259H95V258H93ZM100 260H101V256H100V258H99ZM117 259V258H116ZM157 259V258H156ZM159 259V258H158ZM174 259V258H173ZM172 259V260H173ZM201 259V258H200ZM64 260V259H63ZM74 260V259H73ZM83 260H79V261H83ZM92 260V259H91ZM90 260V261H91ZM123 260V259H122ZM131 260V259H130ZM136 260V259H135ZM139 260V259H138ZM162 260V259H161ZM251 260H252V258H251ZM3 261V260H2ZM10 261V260H9ZM20 261V260H19ZM43 261V260H42ZM53 261V260H52ZM57 261V260H56ZM77 261V260H76ZM78 261V262H79ZM95 261H97V262H95V264L97 263H99L100 261L99 260H95ZM99 261V262H98ZM155 262H156V260H154ZM169 261V260H168ZM174 261V260H173ZM172 261V262H173ZM13 262V261H12ZM60 262V261H59ZM74 262V261H73ZM93 262H94V260H93ZM111 262V261H110ZM118 262H119V259H118ZM161 262V261H160ZM41 263V262H40ZM50 264H51V261L49 262ZM48 263V264H49ZM125 263V262H124ZM129 263V262H128ZM153 263V262H152ZM11 264V263H10ZM43 264V263H42ZM53 264V263H52ZM56 264V263H55ZM59 264V263H58ZM66 264V263H65ZM71 264H72V261H71ZM77 264V263H76ZM82 264H83V262H82ZM91 264H93V263H91ZM100 264V263H99ZM107 264H109V263H107ZM111 264V263H110ZM115 264V263H114ZM146 264V263H145ZM168 264H171V262L170 263H168ZM176 264H177V262H176Z\"/></svg>",
    "mask_w": 264,
    "mask_h": 264
},
{
    "label": "rangeland",
    "instance_id": "374dc122",
    "mask_svg": "<svg viewBox=\"0 0 264 264\" xmlns=\"http://www.w3.org/2000/svg\"><path fill=\"white\" fill-rule=\"evenodd\" d=\"M28 54V56H29V54H31L30 52H28L27 53ZM26 54V55H27ZM23 55V57H21V58H24V53L22 54ZM29 64L28 66H26V65H24V64ZM21 66H19L18 68H17V73H18V76L20 75V76H26V77H32L36 72H35V68L34 67H32V66H30V62H27V61H21ZM257 263L258 264H264V260H258L257 261Z\"/></svg>",
    "mask_w": 264,
    "mask_h": 264
}]
</instances>
